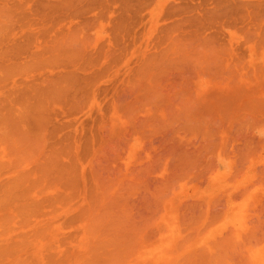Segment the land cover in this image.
Masks as SVG:
<instances>
[{"label":"rangeland","instance_id":"rangeland-1","mask_svg":"<svg viewBox=\"0 0 264 264\" xmlns=\"http://www.w3.org/2000/svg\"><path fill=\"white\" fill-rule=\"evenodd\" d=\"M7 2L6 3H9L8 4V7H12V9H10L9 8V10H8V15H10V19H9V21L11 22V25H10V23H9V25L11 26V27H13V25H12V22L14 21L16 24H15V28L14 29H16V30H14L13 28H11L10 29V26H9V30L7 29V27H6V33H7V30H8V32L9 31H11V32H13V33H11L13 36H17V39L14 37V39H15V41L12 39L13 38V36H11L10 37V35L9 36H6L5 38L7 39V37H8V41L6 40V42H8V44L10 45H12V46H9L8 44H6L7 46H5V44H0V49H1V51L3 50V51H6V50H9V49H11V48H15V51H14V49H12L13 50V52H12V50H10V51H8V52H4V53H2V54H0V56L1 55H3L4 57H2V59L3 58H6L5 56H7V57H9V58H6V60H10L11 58H12V60H13V58H15L14 56H16V58L11 62V60L9 61L8 60V62L9 63H7V61H5V60H3V67H5L6 66V64H8V65H12V63H15L14 65L15 66H19V65H21V64H23V62L25 63V65H21V66H19L18 68L17 67H15V66H13V69H12V67H10V66H8V67H10V70L12 69L13 70V72L12 73H10V72H8L9 74H7L9 77H10V80L12 81V82H10V81H5V83H7L8 82V84L10 85H8L9 87H6V84H4V88H6V89H8L7 91H8V93L10 92V91H13V93L12 92H10V93H12L13 95H15V94H17V91H18V94L16 95L17 97H20V98H18L17 99V102H21L20 100H23V97H25L26 95L27 96H30L28 93V89H30L29 88V86H30V84H32L33 82H35L36 80H38L37 81V83L39 82V83H42L41 85H44V84H46L47 85V83H49L52 79H56V81H58V80H61V79H63L65 76L67 77L68 75H66L67 73L69 74H72V75H74V76H76V77H72L73 78V80H75V79H78L79 81H77L78 82V84H80L79 86L80 87H82L83 85L82 84H88V86H86V90H87V92H88V89H87V87H90V89H91V93L90 92H88L89 94H90V96H89V98L90 99H88V102L87 101H85L87 98H85V97H83V99H85V100H83V105H82V101L81 100H79L80 99V97H79V94L80 95H83V96H85V95H87V92H85V94H84V91H85V88H84V90H83V88L82 89H79V90H82V92L80 91V93H79V91H78V88H79V86L77 85H74L75 83H73V82H75V81H71V83L74 85H72L71 87H72V89L71 88H67V87H70L69 85L71 84H69V85H67V87H66V85H65V83L67 82V81H63L64 82V85H65V87L67 88V90L69 89V90H71V91H69V92H71V95H70V93L69 92H65V91H67L66 90V88H64L63 87V85L60 83L59 85H61L60 87L63 89L64 88V90L65 91H63L64 93H66V94H68V95H70V96H68L69 98H72V96H73V99H72V102L73 103H75V105H81L80 106V108H79V110H78V108L76 109V107L77 106H74L75 107V110H73V106H71V109H70V107L68 106V105H65L66 104V101H65V103H64V101H63V99L61 100V101H63V102H60V100L59 101H57L58 99L57 98H62V96L64 95L63 93V95L61 96L60 94V96L59 97H57L58 95H56L55 97H56V102H60V104L61 103H63V105L61 104V106L59 107V105H58V103H57V105H56V103L55 102H53V101H51V100H49L50 102H52V103H49L50 104V106L48 107V112H46V113H50L49 111H51V114L49 115V117L50 118H53V119H51V121H49V120H47V122H51L50 124L51 125H47L48 127H46V125H45V127H46V129H47V132L46 133H44V135H45V137H43V139H46L47 141L46 142H44L43 140V145H42V147H40L41 149H43L44 148V146L45 145H47L46 143L47 142H49V141H51L52 143H50V144H52V145H50L51 146V148L52 147H54V148H56L55 146H65L64 144H66L65 142H64V138H65V140H67V138H71L73 141L72 142H70V144L71 143H76L77 144V146H76V144H72L71 146H73V145H75V146H73V147H71V148H73L72 149V151H77L78 153H79V151H80V149H82V150H85V153L86 152H88V153H86V154H88L89 155V151H86V148L85 147H87V146H83V144H86L85 142H84V140H86V142H87V144L88 145H90V147L88 146L87 148H90V149H92L93 151H95V152H97V149H100V148H102L104 145H103V139H104V137H106L107 135H108V131H109V128H110V131H112V129L113 130H115L116 128H117V126H113L114 128H112V122H110L109 120L110 119H112V121H113V125L115 124V125H118V127L119 128H117L116 129V131H115V133H114V131H112L113 133H111L112 135H117L118 137H121L122 138V135H123V137H125V142H127L126 141V137H127V135L128 136H130V138H131V140H132V138H133V142L130 140L129 142H127L128 144H129V147L128 148H125V144H124V147H123V143H125L124 141H122L123 139H121V138H118V139H120L121 141V143L122 144H119V140L117 139V138H114V141H112L111 140V136H110V134H109V136L111 137H106L105 139H104V141H106V140H108L109 139V141H106L107 143L109 142L110 143V140H111V142H113V143H111V144H114V142H115V139L116 140H118V141H116L115 142V145L117 146L118 144H119V147L120 148H116L114 145H113V147H115L116 149H114L110 144L108 145L106 142V144H105V146L106 147H110V149L108 148H106L105 146V152H104V149L102 148V150H103V153H106V154H108V156H116V154H119V156L121 155V156H123V157H121V158H118L119 156H116V159L115 160H121L122 162H124V164H123V169H122V171H123V173L126 175V177H127V175H129L130 174V176H131V174L132 173H130V172H128L127 170H125V169H128L129 171H132V169L134 168V170L136 169V172H138L137 171V169L138 168H141V169H143V167H146V165L148 164L149 165V163L148 162H146V161H149V160H153V159H155L156 160V156H157V154L159 155V154H161L160 156H165L164 155V153L166 154L167 153V151L168 150H170L169 148L171 147V149H172V146H170V144L168 145V147H167V145H166V143L168 142H166V139H168L169 141H170V139L169 138H173V134H174V132L175 131H177V127H178V129H180L179 127H181V128H183V130H185L186 131V133H185V131L183 132V133H185L186 135V137L185 136H183L184 134H181V132L179 133V134H181V135H179V134H177L176 132V135H175V137L174 138H176V136L177 135H179L180 136V138H179V136H177L178 137V140L181 142V140H183V138L184 139H186L187 141L186 142H188V148L185 146V148H187V149H191V151H195L194 153L193 152H189L188 153V151H187V153L186 154H191V156H192V158H190L191 160L192 159H194L195 158V162L196 161H199V159H200V161H205V162H203L204 163V166L206 165L205 163L207 162V161H209V156H214L212 159L214 160V162L215 163H210L209 164V166H207L206 165V168L207 167H209V168H207L206 169V171H209L208 173L205 171V173L208 175H206V174H204V170H205V168L204 169H202L201 168V166L203 165L200 161L199 162H196V164L197 165H199V166H196V164H194L195 165V167L197 168V169H193L194 168V165H193V160H192V163L190 162H188V163H186L185 165V170H187L188 172L190 171V170H193L194 172H197L198 173V169H200V171L202 170V172H203V174H201V176L199 175V173H198V175L195 177L194 175L195 174H197V173H193V175H191V174H189L190 176H188V172L187 171H185V173L187 172V176L184 178V180L186 181V178H187V180H188V177L189 178H192V181H190V180H188L187 182L188 183H186L185 185H186V189H185V187H183L182 188V194H178V193H180V191L177 193L178 195V198L176 199V198H174L173 199V201H175V200H177V202L175 201V202H173V203H178V205L179 206H183L182 207V209L183 208H185L186 209V207H187V204H189L190 205V202H191V204L193 203V202H195L196 200H199L200 199V203H203L204 202V200H206L207 198H205L204 200H203V202H201L202 200V193H204L205 195H207V196H211V198H212V200H214L213 201V203H212V200H210V198L208 199V202H209V200H210V202L212 203L211 204V206L210 205H208V204H206V201L204 202L206 205H208L209 207H210V210L212 211L213 210V212L215 211H217L218 209H220V207H221V209H222V207L224 206V204L226 205V202H227V198H229V196H231V191H232V193H234L236 190V192H237V194H239L240 193V191L242 190L241 188H240V186L242 187H244L245 185H246V183H247V186H251V184H252V182L251 183H249L248 184V182H249V180H250V177H251V179H253L254 178V182H257V185H259V184H261L262 183V185H261V189H262V187L264 188V182H261V180H262V177H263V173H264V159H263V156H264V152H262V151H264V115H262L263 114V112H264V109H263V107H264V60H263V58H264V49H261L260 47H259V52L260 53H258V51H256V49H258V46L260 45V44H258L259 43V41L257 42V46L255 45V46H253L254 44L252 43V42H255L256 40H259V37H262V30H263V32H264V0H77L76 2L77 3H74L75 2V0L73 1H71L72 3H70L69 4V6H68V4H66V5H64V3L65 2H67V0L63 3V1L60 3V0H6ZM79 1L81 2V3H79ZM2 2H4V0H0V3H2ZM48 2H50V3H48ZM83 2H85V3H83ZM11 3H14V4H16L17 5V3H18V5L20 4V6H15L14 4H13V6H12V4ZM79 3V4H78ZM11 4V5H10ZM74 4H76V5H79V7H77L76 5H74ZM82 4H84V5H82ZM82 6V8H81V6ZM228 5H230L231 7H232V5L234 6V7H236V9H234V7L233 8H231L230 6H228ZM13 7H14V10H13ZM21 7V8H20ZM77 7V8H76ZM225 8V9H224ZM229 8H231V9H229ZM223 9H224V12H225V14L223 13ZM234 9V10H233ZM14 12H13V11ZM17 12V13H16ZM21 14V15H20ZM227 14V15H226ZM20 15V16H19ZM22 17V18H21ZM26 17L28 18V19H26ZM7 18H8V16H7ZM8 21V20H7ZM14 22H13V24H14ZM34 22V23H33ZM37 23V25H36V23ZM43 22V23H42ZM44 22H45V25H44ZM46 23L48 24V28H46ZM7 24H8V22H7ZM31 24H33V25H31ZM35 24V25H34ZM40 24H41V26L42 25H44V27H43V29H42V27H39L40 26ZM51 25V28H50V25ZM93 24H95V26L93 27ZM20 26V27H19ZM22 26V27H21ZM36 26H38V27H36ZM84 26H86V27H84ZM33 27L35 28V29H38L37 30V32H36V30L34 31L33 30ZM53 27V28H52ZM78 27H81V28H78ZM18 28H20V29H18ZM40 28H41V30H40ZM45 28V29H44ZM68 28L70 29L69 31H68V33L66 32V30H68ZM73 28H74V31H76V34L74 33V31H73ZM84 28H86V29H84ZM23 29V30H22ZM51 29H53V31L51 30ZM55 29L56 30H59V34H61L62 35V32L60 33V30H63V36H64V30H65V32L67 33V34H70V31H71V33H73V34H75L76 36H78L77 34H80L83 30H87L88 32H90V34L87 32V34L83 31L82 33H81V36H82V38L81 37H78V38H80V39H78L77 41L78 42H80L79 44H77V46H74V44H73V49H75V47H77V49H80V50H77V49H75L76 51L75 52H73L74 50H72L71 48V46H70V50L69 51H71L70 52V54H68L69 53V51L67 52V51H61L59 48V51H61V53L58 51V53H55L54 54V56L57 54L58 56H59V54H62V52H67V55H69L68 57H67V55L66 56H64V57H62L61 55L59 56V59L60 60H58V61H54L53 62V60L52 61H48L49 63H50V67H48L49 65V63L48 62H46V63H48V64H45L44 63V65H43V63L41 62V61H43L44 62V58L43 59H41L43 56H42V53H49V52H52V53H49V54H44V55H46V56H48V58L50 57L51 59L53 58V56L51 57V55L50 54H53V48L51 49L50 48V44H52V43H58L59 41H61V37H60V39H59V37L58 36H60V35H58L57 34V32L58 31H55ZM75 29H77L78 30V32H77V30H75ZM97 29V30H96ZM18 30L21 32V33H23V34H21L20 32H18ZM44 32H43V31ZM48 30H50V31H48ZM41 31V32H40ZM80 31V32H79ZM92 31V32H91ZM43 32V33H42ZM48 33V36L46 35L47 33ZM55 32H56V34H55ZM94 32V34H91V33H93ZM16 33V34H15ZM26 33H27V36H26ZM36 33V34H35ZM37 33H39V34H37ZM57 35V37H58V39H57V37L56 38H54L55 37V35ZM9 33H7V35H8ZM19 34H21L20 35V37H19ZM25 34V35H24ZM89 34V35H88ZM258 34H260V35H258ZM29 35V36H28ZM36 35H37V37H36ZM51 35H54V36H52L51 37ZM71 35V34H70ZM75 35H73L74 37H75V41H76V39H77V37L75 36ZM88 35V36H87ZM91 35H92V37H93V39L91 38ZM94 35V36H93ZM169 35V36H168ZM170 35H175V41H176V39H177V41H178V39H180V40H182V41H184V39H186L187 37H189V36H193V37H197L196 39L197 40H205V41H207L208 43L210 42V44H205V45H207V46H205V45H203L204 46V48L206 47V49L208 50H206V49H203L202 50V47L203 46H201V48L199 47V49L200 50H198V49H196L195 50V48H194V46L192 47H190V51L187 49V48H189L188 46L187 47H184V49L186 48V52L185 51H183V49L181 50L183 53L185 52V54H187L188 52L190 53L191 51H192V49H194V52L195 51H199V54H198V52H196L197 53V55H196V53H194L193 51H192V53L193 54H191V56H193V57H191V56H188V55H190V54H188V55H183L182 53H181V55H180V51H177V50H179V48L180 47H183L182 46V44H180V47H179V45H178V47H174V48H177V50L176 51H172V50H174V48H172L173 47V45H172V47L170 46V44H172V42L170 41L171 39L172 40H174L172 37H174V36H170ZM3 36V35H2ZM33 36H34V41H33ZM66 36V35H65ZM64 36V37H65ZM68 36V35H67ZM89 36H90V38H89ZM264 36V35H263ZM26 37H28V38H26ZM48 39V40H46V38ZM49 37H51L53 40H55V41H53V42H51V43H49L50 41H51V39L49 38ZM70 37V36H69ZM83 37L85 38V37H88V38H85V40L83 41V40H81V39H83ZM5 38H1L0 37V40L2 39V41L5 39ZM19 38H20V40H19ZM25 40H24V39ZM43 38V43L41 44L40 42H42V39ZM73 38V37H72ZM169 38H171V39H169ZM184 38V39H183ZM262 38H264V37H262ZM12 39V40H11ZM28 41H27V40ZM50 39V40H49ZM56 39H57V41H56ZM92 39V40H91ZM169 41H168V40ZM261 39V38H260ZM12 42H11V41ZM19 40V41H18ZM64 40H65V38H64ZM67 40H68V37H67V39H66V41L65 42H67ZM81 40V41H80ZM5 41V40H4ZM3 41V42H4ZM13 41H14V43H13ZM33 41V42H32ZM46 41H48V42H46ZM62 41H63V38H62ZM1 42V41H0ZM3 42H1V43H3ZM6 42H4V43H6ZM10 42V43H9ZM18 43V46H17V43ZM21 42V43H20ZM25 42V43H24ZM77 42V43H78ZM82 42H84L83 44H82ZM171 42V43H170ZM19 43H20V45H19ZM31 43H32V45L33 46H31ZM39 43V44H38ZM48 43H49V45H48ZM63 43V42H62ZM72 43V42H71ZM73 43H74V40H73ZM170 43V44H169ZM15 46H14V45ZM26 45V46H22V45ZM66 44V43H65ZM70 44V43H69ZM80 44H82V47L83 46H86V47H84V48H82L81 46H80ZM167 44L169 45V46H167ZM222 44H223V46H222ZM36 45V46H35ZM75 45H76V43H75ZM78 45H79V47H78ZM209 45H210V47H209ZM3 46H5V48H3ZM10 48H9V47ZM21 46H22V49H23V51H21ZM52 46V45H51ZM53 46H54V44H53ZM186 46V45H185ZM212 46V47H211ZM221 46V47H220ZM7 47V48H6ZM27 47V49H26V51H25V48ZM55 47H56V45H55ZM224 47V48H223ZM253 47L255 48L254 50L256 51H254L253 50ZM257 47V48H256ZM19 48V49H18ZM29 48H30V50L33 48V50H32V52L31 51H29ZM67 48H69V47H67ZM82 48V49H81ZM170 48V49H169ZM171 48H172V50H171ZM210 48V49H209ZM250 48V49H249ZM6 49V50H5ZM44 49H46V50H44ZM51 49V50H50ZM84 49H86V50H84ZM213 49V50H212ZM220 49V50H219ZM17 50H19V51H17ZM50 50V51H49ZM81 50H84V51H86V55H88V56H86L84 53H82V54H84V55H81V56H86V57H80V52H84V51H81ZM169 50L171 51V52H169ZM188 50V51H187ZM205 50V51H204ZM215 50V52H213L212 53V51H214ZM222 50L224 51L225 50V53L223 54V52H222ZM253 50V51H252ZM1 51H0V53H1ZM2 51V52H3ZM27 51H28V54H27ZM34 51V52H33ZM79 51V52H78ZM216 51H218V53L217 54H219L220 52H222V55L223 56H225V57H221L222 58V60L223 59H225V60H223L222 61V64L220 65V64H218L217 65V63L216 62H218V63H220L221 62V60H220V62H219V59H220V57L219 56H221V54H219L218 56L216 55ZM11 52V53H10ZM21 53L19 56H17L16 54H18V53ZM25 52V53H24ZM31 52V53H30ZM57 52V51H56ZM76 52H78L77 53V55L75 54V56L76 57H78L77 59H75L76 57L75 56H72V55H74V53H76ZM173 52H175V53H173ZM202 53V55H203V58H202V55H200L201 53ZM204 52H206V53H208V54H204ZM210 52V53H209ZM251 52H252V54L254 55V54H256V56L254 55H252L251 54ZM10 53V54H9ZM24 55H23V54ZM39 54V55H37V54ZM71 53H73L72 55H71ZM109 53V54H108ZM170 53V54H169ZM178 53V54H177ZM262 53V54H261ZM12 54H13V56H12ZM25 54H26V56H30V54H31V58H30V60H34V58L35 57H40V54H41V58L39 59L40 60V62L41 63H39L38 64V62H36V63H33V65H30V67H29V65H28V62L26 61V60H28V61H30L29 59H27L28 57H24L25 56ZM34 54H36V56H34ZM108 56H107V55ZM156 54V55H155ZM178 55L177 57L175 56V55ZM196 56H195V55ZM210 54H213L212 56H214V55H216V57H218V61H216L215 62V57H211V55ZM261 54V55H260ZM50 55V56H49ZM56 55V56H57ZM71 55V56H70ZM79 55V56H78ZM104 55H106V56H104ZM173 55H174V57H173ZM209 56L208 58L209 59H205L206 57L205 56ZM10 56H11V58H10ZM32 56H34L33 57V59H32ZM56 56L54 57V59H56ZM181 56V57H180ZM184 58H183V57ZM195 56V57H194ZM199 56H201L200 58H198ZM21 57H24V59L22 58V59H20ZM70 57H72V58H70ZM73 57H75L74 59H73ZM79 57H80V59H81V62H79L80 61V59H79ZM180 57V58H179ZM187 57V58H186ZM188 57L190 58V59H188ZM227 57L229 58L228 60H227ZM245 57H246V59H245ZM17 58H19V59H17ZM68 58H70L69 60L71 61H67L68 60ZM83 58V59H82ZM89 58V59H88ZM154 59V58H162V60H163V62L161 63V65H162V67L161 66H159V74L156 76V77H158V79H156V77L154 76V73H155V75H156V70H152L153 68L154 69H157V68H155V67H153L154 66V64H152L151 62H154V61H151L150 62V60L149 59ZM186 58V59H185ZM191 58H193V59H191ZM198 58V59H197ZM211 58H213L212 60H211ZM235 58V59H234ZM236 58H241V59H243L242 61H241V59H238V60H240L241 62H240V64H237V63H239V62H235L234 60H236L237 61V59ZM1 59V58H0ZM2 59L0 60V61H2ZM16 59H17V61H20L21 63H17V61H16ZM47 59V57L45 58V60ZM50 59V60H51ZM58 59V58H57ZM62 59H64L65 61H66V63L64 62V60L63 61H61ZM67 59V60H66ZM88 59V60H87ZM181 60V59H183V61L185 62V63H183V61L181 60L179 63H178V61L177 60ZM190 61H188V60ZM202 60V59H205V60H208V61H205V60H203L202 62L201 61H199V60ZM232 59H234V60H232ZM23 62H22V61ZM48 60V59H47ZM46 60V61H47ZM72 60H75V61H72ZM84 60V61H83ZM88 61V63H87V61ZM187 62H186V61ZM191 60H193V61H191ZM210 60V61H209ZM214 60V61H213ZM216 60H217V58H216ZM231 60H232V63H230L231 62ZM6 62V64H5V62ZM36 61H38V60H36ZM79 62V64H77L78 62ZM198 62L197 64H195V62ZM226 61H227V64H226ZM228 61H230V62H228ZM234 61V62H233ZM10 62H11V64H10ZM33 62H35V61H33ZM59 62L61 63V62H63V64L61 65V66H57V68H55L56 67V65H58L59 64ZM68 62V63H67ZM147 64H146V63ZM149 62H150V64H152L153 66V68L151 67L150 68V70L148 71L149 73H150V75L148 76V72H147V67L145 66V65H148L149 64ZM211 63V65H210V63ZM213 62V63H212ZM1 63V62H0ZM32 63V62H31ZM31 63H29V64H31ZM55 63V64H54ZM58 63V64H57ZM65 63V64H64ZM86 63V64H85ZM193 63V64H192ZM205 65H204V64ZM229 63V64H228ZM233 63H236L237 64V66L236 65H234ZM2 64H0V67L2 68ZM5 64V65H4ZM16 64H18V65H16ZM34 64H35V66H37V64H38V67L36 68L35 66H34ZM41 64V65H40ZM55 65L54 66V68H52L53 66L52 65ZM70 66H69V65ZM75 64V65H74ZM184 64H185V66H184ZM188 64V65H187ZM199 64V65H198ZM202 64H203V66H202ZM28 66V67H26L27 69H25V66ZM45 65H47V66H45ZM65 65V66H64ZM67 65V66H66ZM71 65H73V66H71ZM78 65V66H77ZM83 65V66H82ZM90 67V68H88V69H86L85 67H88V66ZM160 65V64H159ZM164 65V66H163ZM183 65V66H182ZM192 65H196V67L195 66H192ZM201 65V66H200ZM215 65H216V67H215ZM222 65H223V67H222ZM6 66V67H7ZM32 66V67H31ZM40 66V67H39ZM65 67V68H63V67ZM80 66V67H79ZM85 66V67H84ZM148 66H150V65H148ZM189 66H191V68L189 67ZM201 68H200V67ZM211 66H213V67H211ZM239 66V67H238ZM15 67V68H14ZM35 67V68H34ZM42 67H44L43 69H42ZM66 67H70V71L69 70H67L66 69ZM75 67H77V68H75ZM85 68V69H81V68ZM142 67H143V70H144V67H145V70H146V73H145V70H144V72H141V71H143L142 70ZM164 67V73H162V72H160V71H163V70H161V68H163ZM204 67V68H203ZM237 67L240 69H238L237 70ZM262 67V68H261ZM0 68V69H1ZM17 68V71L15 70ZM22 68H24L25 70H21ZM30 68V69H29ZM32 68H33V70H32ZM48 68V69H47ZM73 68L75 69V70H73ZM195 68V69H194ZM203 68V69H202ZM224 68V69H223ZM52 69V70H51ZM60 69V70H59ZM69 69V68H68ZM71 69L73 70V71H71ZM149 69V68H148ZM198 69V70H197ZM209 69V70H208ZM11 70V71H12ZM15 70V71H14ZM26 70H29L28 72L26 71ZM58 70V71H57ZM64 70H66V71H64ZM82 70V71H81ZM91 70V71H90ZM93 70V71H92ZM201 70V71H200ZM204 70L206 71V72H204ZM263 70V71H262ZM23 71H26L27 73H23L22 74V72ZM60 71V72H59ZM75 71H77V72H75ZM81 71V72H80ZM138 71V72H137ZM154 71H156V72H154ZM197 71H199V72H197ZM210 71V73H208ZM223 71V72H222ZM19 72H21V75H20V73ZM42 72V73H41ZM57 72H59V73H57ZM65 72V73H64ZM67 72V73H66ZM75 72V73H74ZM79 72V73H78ZM90 74V72H92V75L90 74H88V73ZM213 72V73H212ZM217 72V73H216ZM236 72H237V74H236ZM250 72V73H249ZM16 73V74H15ZM19 74V77L21 76H23L22 78H18V74ZM74 73V74H73ZM161 73V74H160ZM25 74L26 75H28V76H25ZM42 74V75H41ZM45 74V75H44ZM58 74V75H57ZM82 74V77L80 76ZM135 74V75H134ZM141 74H143V76L144 77H146V78H144L142 75V77L141 78H139L140 77V75ZM152 74H153V76L154 77H152ZM200 74V75H199ZM240 74V75H239ZM16 75V76H15ZM44 75V76H43ZM72 75H70V76H72ZM78 75V76H77ZM86 75H88V76H86ZM213 75V76H212ZM246 75V76H245ZM249 75V76H248ZM11 76H12V78H11ZM36 76V77H35ZM49 77L51 80H49L48 82L47 81H45V82H47V83H44L43 84V82H41V81H43L44 79L42 78V77ZM69 76V77H70ZM84 76V77H83ZM94 76V77H93ZM130 76V77H129ZM134 76V77H133ZM153 78H151V77ZM221 76V77H220ZM244 76V77H243ZM9 77L7 78L8 80H9ZM33 77H35V78H33ZM60 77V79H58ZM88 77V79L86 80V78ZM161 77V78H160ZM42 78V79H41ZM75 78V79H74ZM80 78H85V82L81 79L80 80ZM135 79V81H132V79ZM136 78H138V80L137 81H140L139 83H137L136 82ZM150 78V79H149ZM155 78V79H154ZM41 79V80H40ZM92 79H95V80H92ZM133 79V80H134ZM141 79H142V82H141ZM15 80V81H14ZM48 80V79H47ZM54 80H52V81H54ZM146 80V81H145ZM156 80H159V81H157L156 82ZM14 81V82H13ZM87 81H88V83H87ZM92 81V82H91ZM96 83H95V82ZM154 81V82H153ZM176 81H179V82H176ZM183 81V82H182ZM10 82V83H9ZM16 82V83H15ZM62 82V83H63ZM76 82V83H77ZM90 82L91 83H93L94 82V84L91 86V84H90ZM130 82H132L133 84H134V82L136 83V84H140L139 86H138V88L135 86V89H131V86L129 87L128 86V84H132V83H130ZM156 82V83H155ZM38 83V84H39ZM146 83H149V84H146ZM152 83V84H151ZM172 83V84H171ZM177 83V85L178 86H176L175 84ZM178 83H180V85L178 84ZM11 84L14 86L15 84L16 85H18V88H17V86H15L14 88H12V90H11ZM132 84V85H133ZM28 85V86H27ZM35 86H36V82H35V84H34ZM41 85H39V87L41 86ZM90 85V86H89ZM151 85H155L154 86V89L152 88L153 86H150ZM173 85H175V86H173ZM182 85V86H181ZM12 86V87H13ZM32 86H33V84H32ZM32 86H30V87H32ZM34 86V87H35ZM77 87V93H78V98H77V96H76V87ZM128 86V87H127ZM180 86V87H179ZM3 87V86H2ZM1 87V88H2ZM33 87V88H34ZM38 87V88H39ZM45 87V86H44ZM47 87H48V85H47ZM74 87V88H73ZM94 87V88H93ZM123 87V88H122ZM133 87H134V85H133ZM157 87V88H156ZM158 87L161 89V90H159L158 89ZM43 88V86L42 87H40V89H42ZM61 88H60V91H62L61 90ZM141 89V91H140V89ZM178 88H180V90L178 89ZM182 88V89H181ZM6 89L3 91V88L2 89H0V91L2 90L3 92H4V94L7 92L6 91ZM14 89V90H13ZM15 89H16V93H14L15 92ZM47 89V88H46ZM143 89H144V92L145 91H147V92H143ZM155 92V90L157 91V92H163L162 94V96L160 95V93H154V92H152V90ZM158 89V90H157ZM165 89V90H164ZM171 89H172V92H174V90L176 91H178V93L176 94L175 92H174V94L171 92ZM26 90V91H25ZM44 90H45V88H44ZM168 90H169V92H168ZM183 90V91H182ZM259 90V91H258ZM263 90V91H262ZM75 93H74V92ZM130 91V92H129ZM2 92V93H3ZM28 92V93H27ZM93 92V93H92ZM138 94H137V93ZM229 92V93H228ZM236 92H238V93H236ZM1 92H0V94H2ZM8 93H6L5 94V96L7 97V98H5V99H8V100H5L4 101V103L7 101H9L10 102V100H9V98L11 99V103H13L14 102V105H17V104H19V103H17V102H15L16 101V99H14V97L15 96H13L12 94V97L13 98H11V97H9V94ZM27 93V94H26ZM82 93V94H81ZM141 93H142V95H141ZM154 93V95H152ZM167 93H169V94H167ZM172 93V94H171ZM182 93V94H181ZM4 94H2V96L4 95ZM8 94V95H7ZM19 94L21 95V96H19ZM155 94H157L158 95V98H159V95H160V97H162L163 98V101L164 102H160L159 101V103H161L162 104V106H163V104L166 102V101H169V98H173L172 100L174 101V102H176L177 100V102L180 104V101H182V104H183V102L184 101H189V103H188V105L189 106H187L188 107V110H189V108H190V111L192 110L193 112H194V114H193V112L191 111V113H190V111H188V110H185V111H187V112H185V113H188L189 112V115H196L197 114V116H198V113H200L199 114V117L201 116L202 117V115H207L208 117H207V120H210V122H211V124H208V123H210V122H208V121H203V122H205L204 124H203V122H202V120L201 121H198V124L200 123V125L201 124H203L202 125V128L203 129H205V130H207L209 127L211 128V126L213 127L214 126V124H215V127L218 125V124H220L219 126L220 127H218V129H220L219 130V132H217V134H218V136L220 137V140H219V137L218 136H216V137H218L217 138V141H216V137L214 138V134H213V138H212V140H210L209 138H206L207 140H206V142H207V144H208V142H209V140L211 141V142H213L214 143V146H215V153H213V152H210L209 153V151H208V153H207V150L209 149L210 150V145H207L206 146V148H208L207 150H205L204 151V149H206V148H204L205 147V145H204V147H203V145H202V149H203V151L204 152H202V149L201 150H199V152H198V149H200V145H201V143H204V142H202L201 140H203V141H205L204 139V135H206V134H202V136L199 134V135H197V134H195L196 133V131H193L192 130V128H188V127H190V126H195V124L193 125V123L191 122V123H189L190 122V116H189V119L187 118V120H189V122H188V124L187 125H189L188 127L186 126V122H185V125H184V123L182 124V122H184V119H183V121H180V120H178L179 121V123L178 122H176L175 123V121L172 119V121L171 120H168V121H170V122H167V120L166 119H164V117H163V115L165 114V111H167V110H170V111H167V117H168V119H171V115H169V113L171 112L172 114L174 113V112H172L173 110H174V108H179V112H177L176 111V114L177 113H179L180 114V111H181V113L183 112L181 109L182 108H180L179 106L181 105H179L178 103H174L175 104V107H174V105L172 104H169L171 101H169V102H167L168 103V105L165 103V105H167V107L165 106H163V109H162V106H161V108H159L160 107V105H158V103L157 104H155L154 106H155V111L157 110V107H158V110H157V112L155 113V111H153V110H151V113H150V109L151 108H153L150 104L151 103H149L148 105L149 106H151V108L148 106V105H146V104H144V103H141L142 102V99H143V97L144 98H146V99H150L151 97V100L152 99H154V100H152L153 102H155L156 100V98H154V96H156L157 97V95H155ZM167 94V95H166ZM180 94H181V96H180ZM238 94H239V96H238ZM257 94V95H256ZM261 94V95H260ZM10 95V96H11ZM145 95V96H144ZM148 95L150 96V97H148ZM171 95V96H170ZM173 95V96H172ZM175 95H177L176 97H174ZM178 95H179V98H178ZM237 95V96H236ZM250 95V96H249ZM2 96H0V97H2ZM66 96V97H67ZM88 96V95H87ZM86 96V97H87ZM122 96V97H121ZM133 96V97H132ZM143 96V97H142ZM164 96V97H163ZM170 96V97H169ZM228 96V97H227ZM253 96H254V98H253ZM9 97V98H8ZM74 97H75V99L77 98V102H79L78 104L76 103V102H74ZM182 97V98H181ZM230 97V98H229ZM232 97V98H231ZM3 98V97H2ZM2 98L0 99V101L2 100ZM60 98V99H61ZM174 98H176V99H174ZM224 98H225V101H224ZM13 99V100H12ZM20 99V100H19ZM65 99H67V98H65V95H64V100ZM81 99H82V97H81ZM122 101V103L120 104L119 103V101L120 100ZM165 99V100H164ZM181 99H186V100H181ZM191 99V100H190ZM227 99H229L228 101H230V99H231V102H234V104L236 105V103L238 102H241V104L242 103H246L245 105H244V107L241 105V104H238V105H240V106H235L234 105V107H239V108H241V110L244 108V110H242L240 113H241V115H240V113L238 114V110L240 111V109H236L235 108V111L237 112L236 113V115L232 112V114H234V116H235V118L233 119L232 117H234L233 115H230V116H228V117H226L227 115H229L228 113H230L231 114V112H228L227 113V111H226V113L224 114V110H226L227 108L229 109V107H227L226 105V101H227ZM238 99V100H237ZM243 99V100H242ZM251 99V100H250ZM52 100H55V98L53 99V97H52ZM68 100V99H67ZM70 101H71V99H69ZM92 100V101H91ZM135 101L136 100V103H138L139 105H138V107H140V108H142V110H143V106H144V108L146 109H144V111L146 112V113H144L141 109H139L138 107V112L140 111H142V113H135L136 112V109H135V106H137V104H135L134 102H133V108L135 109V112H133L134 114H137V115H139L140 117L139 118H137V120H136V115H134V114H132V111H134L133 110V108H132V111H130V109H131V107L129 106V101H130V104H131V101ZM150 100V101H151ZM157 100H161V99H157ZM171 100V99H170ZM176 100V101H175ZM234 100V101H233ZM258 100V101H257ZM47 101V105H48V100H46ZM45 101V102H46ZM84 101H85V103H84ZM120 101V102H121ZM128 101V102H127ZM145 101V100H144ZM151 101V102H152ZM2 102V101H1ZM6 102V103H7ZM124 102H125V104L126 103H128L127 105L130 107V109H129V111L130 112H128V109H126L127 108V105L125 106L124 105ZM148 102V101H147ZM157 102V101H156ZM226 102V103H225ZM17 103V104H16ZM111 103H112V105H111ZM113 103H114V105H115V107L113 108L112 106H113ZM146 103V102H145ZM187 103V102H186ZM46 104V103H45ZM44 104V105H45ZM53 104V105H52ZM67 104H69L70 105V102L68 101L67 102ZM72 104V103H71ZM120 104V105H119ZM123 104V105H122ZM140 104H143V105H141L140 106ZM178 104V105H177ZM55 105V106H54ZM65 105V106H64ZM74 105V104H73ZM107 105L109 106H111L110 108H109V111H108V108H107ZM135 105V106H134ZM187 105V104H186ZM185 105V106H186ZM228 105H230L229 103H228ZM233 105V104H232ZM231 105V106H232ZM254 105V106H253ZM66 106H68V109L70 110V111H68V109H67V107ZM78 106V107H79ZM123 106H125V108H124V110L126 109L127 110V112L126 111H124V110H122L123 108ZM173 106L174 108H171V107ZM178 106V107H177ZM226 106V107H225ZM246 106V107H245ZM249 106V107H248ZM52 107H54L53 109H52ZM56 107V108H55ZM63 107H66V110L63 108ZM119 107V108H118ZM128 107V108H129ZM182 107V106H181ZM186 107V108H187ZM222 107H224V108H222ZM44 108H45V106H44ZM50 108V109H49ZM81 108H82V110H81ZM115 108H117L116 110H115ZM169 108V109H168ZM192 108V109H191ZM248 108V109H247ZM250 108H251V110H250ZM255 108H257V109H255ZM262 108V109H261ZM45 109H47V108H45ZM106 109H107V113H106V115H105V113H104V111L106 112ZM112 109H113V112L114 113H112ZM164 109H166V110H164ZM177 109H175V110H177ZM185 108H184V104H183V110H184ZM233 108L231 107L230 108V111L232 110ZM253 109V110H252ZM72 110V111H71ZM78 110V111H77ZM122 110V111H121ZM163 110V111H162ZM174 110V111H175ZM222 110L224 111V112H222ZM234 110V109H233ZM248 110H249V112H248ZM76 111V112H75ZM117 111V112H116ZM119 111V112H118ZM121 111V112H120ZM125 112V113H123V114H121L122 112ZM229 111V110H228ZM251 111V112H250ZM44 112H45V110H44ZM164 114H163V113ZM169 112V113H168ZM196 112H198V113H196ZM213 112H216V114H214ZM110 113H112L111 115H110ZM121 115H120V114ZM130 113L131 114V116H127L128 114ZM148 113V114H147ZM152 113H153V116H152ZM161 114L162 113V116H160V115H158V114ZM170 113V114H171ZM184 112L182 113V115L181 116H183V114L184 115H186ZM254 113V114H253ZM125 114V115H124ZM129 114V115H130ZM147 114V115H146ZM150 114H151V116L152 117H155V115H156V117L157 116H159V117H162V118H159V120L161 119L162 120V122L161 121H159L158 120V123L157 124H159V123H162L161 125H163V126H165L164 128H163V126L161 127V128H158L157 126H153L152 124V126L150 125H148V123L149 122H151L152 123V121H153V118L150 116ZM175 114V113H174ZM178 114V115H179ZM212 114L215 116V117H212ZM47 115V116H48ZM105 116V120H104V116ZM124 115V116H123ZM149 115V116H148ZM191 115V117H193ZM217 115V116H216ZM219 115H221V116H223V115H226L225 116V118H224V116H223V118H224V120H226V124L224 123V124H222V120H223V118L222 119H220L218 116ZM52 116V117H51ZM109 116V117H108ZM110 116H112V117H114L115 118V116H117L118 118H115L116 120H114L112 117H110ZM121 116V117H120ZM126 116V117H125ZM133 116H136V117H133ZM143 116L145 117V116H147L149 119H146L145 118V120H146V124H143V122L145 121V120H141V119H143ZM170 116V117H169ZM173 116V115H172ZM203 116V117H204ZM220 116V117H221ZM254 116H256V117H254ZM48 117V118H49ZM106 117H108V120H107V118ZM122 119V120H120V118ZM127 117H129V119H132L133 118V120H135V122L137 123V125H138V123H139V125H140V127H139V125H138V129L139 130H137L138 131V134L140 135H138L137 134V131H136V126H134V125H131V123L129 122V119L127 118ZM132 117V118H131ZM174 117V116H173ZM178 117V116H177ZM201 117L198 119V120H200L201 119ZM259 117V118H258ZM101 118H103V120L101 119ZM125 118V119H124ZM182 117H180L179 119H181ZM183 118H185V117H183ZM195 118H196V116H195ZM214 118V119H213ZM215 118H217L216 120H215ZM239 118H240V120H241V122H243V123H239L240 121H239ZM254 118V119H253ZM120 121H119V120ZM157 119V118H156ZM156 119H154V121L156 120ZM178 119V118H177ZM197 119V118H196ZM204 119H205V117H204ZM203 119V120H204ZM227 119H229V120H227ZM231 119V120H230ZM46 120L44 121V122H46ZM101 120L103 121L102 123H103V125H106L105 127L108 129V131L106 132L107 134H105V131H106V129L104 130L103 128H105V127H102L103 125H101L102 123H101ZM125 120H127L129 123H127V121H125ZM133 120H131L134 124H136ZM149 120V121H148ZM182 120V119H181ZM215 120V121H214ZM219 120H221V121H219ZM233 120V121H232ZM238 120V121H237ZM255 120H256V123H255ZM98 121V122H97ZM100 121V122H99ZM105 121L107 122V121H109L110 123L109 124H107V123H105ZM118 121H119V123H118ZM139 121V122H138ZM157 121V120H156ZM156 121L155 122H153V123H156ZM191 121H194V117H193V120H191ZM235 122V123H237V124H234V127H232L233 125H232V122ZM46 122V123H47ZM172 122H173V125H174V123H175V125L173 126L174 127V129H173V127L170 129V127H168L170 124L169 123H171V125H172ZM218 122V123H217ZM227 122H228V124H227ZM244 122L246 123L245 125H244ZM31 124H33L32 122H30ZM52 123H53V125H52ZM95 123V124H94ZM98 123V124H97ZM121 123V124H120ZM165 125H164V124ZM178 123V125L179 126H177L176 124ZM196 123V122H195ZM206 123L209 125V127H208V125L206 126ZM256 124L255 126L256 127H253L254 125L253 124ZM257 123H258V125H257ZM99 124H100V126H99ZM119 124H120V126H119ZM190 124H192V125H190ZM197 124V123H196ZM213 124V125H212ZM239 124V125H238ZM44 125V124H43ZM54 125H56L57 126V128L54 126ZM109 125H111L110 127H109ZM122 125H124L123 127H125V128H123L122 127ZM143 125H145V126H143ZM181 125V126H180ZM183 125H184V127H183ZM204 125L206 126V127H204ZM211 125V126H210ZM221 125H222V127H221ZM223 125H224V127H223ZM236 125V126H235ZM251 125H253V126H251ZM53 128H52V127ZM108 126V127H107ZM132 126L134 127V128H132ZM146 126H148V128L149 127H151L152 129H150V130H152L151 132H148V134H145L144 136H148L147 137V139H146V141H145V139H144V141H143V139H142V137H141V133H143L142 131L144 130V127H145V129L147 128ZM197 126V125H196ZM195 126V127H196ZM199 126V125H198ZM197 126V127H198ZM227 126H229L228 128H227ZM232 128H231V127ZM244 126V127H243ZM246 126V127H245ZM248 126H250V128L248 127ZM50 127V128H49ZM55 127V128H54ZM95 127V128H94ZM100 127V128H99ZM121 127H122V129H121ZM127 127H128V129H127ZM157 128V129H159V130H165V128H166V131H165V133L167 132V134H168V138L167 137H164V136H166L167 134H165L162 130H161V132L158 130H154L153 131V128ZM159 127H160V124H159ZM195 127H193V128H195ZM227 129H226V128ZM238 127V128H237ZM252 127H253V130H252ZM262 129H261V128ZM61 128V129H60ZM99 128V129H98ZM147 128V129H148ZM154 128V129H155ZM201 127H199L197 130H199V129H202ZM209 128V129H210ZM214 128V127H213ZM213 128H211V129H213ZM222 128V129H221ZM242 128V129H241ZM243 128H244V130H246V131H244L243 130ZM255 128V129H254ZM46 129H45V131H46ZM53 129V132L51 131ZM55 129H57V131L55 132ZM102 131H101V130ZM120 129V131L119 132H117L118 130ZM126 129V130H125ZM140 129H142V131L140 132ZM147 129H146V131H147ZM196 129V128H195ZM210 129V130H211ZM224 129H225V131L227 130V132H226V134H225V131H224ZM228 129H231V130H228ZM232 129H237V131H236V133L232 130ZM51 131V134H48L49 133V131ZM58 130H59V132H58ZM103 130H104V136L102 135V133H103ZM124 130H125V132L126 133H123L124 132ZM149 130V131H150ZM171 130V131H170ZM182 130V129H181ZM215 130H217V128L215 129ZM222 130V131H221ZM64 131H66V132H64ZM127 131H128V133H130V134H128L127 133ZM200 131H202V130H200ZM204 131V130H203ZM208 131V130H207ZM213 131V130H212ZM221 131V132H220ZM242 133H241V132ZM65 133L66 134V136H63V137H61V134L62 133ZM133 132V133H132ZM170 132V133H169ZM199 132V131H198ZM209 132V131H208ZM208 132H205V133H208ZM223 132V133H222ZM233 133V134H231L232 136L230 137V133ZM243 132H245V133H243ZM52 133L54 134V135H52ZM63 133V134H64ZM119 133H121V134H119ZM201 133V132H200ZM213 133V132H212ZM47 134V135H46ZM60 134V135H59ZM95 134V135H94ZM119 134V135H118ZM134 134V135H133ZM144 134V133H143ZM165 134V135H164ZM211 134V132H209V134L208 135H210ZM216 134V133H215ZM224 134L226 135V137H227V139H228V137H230V139L231 138H233V139H229V141H226V138H225V140L224 141H222L223 139H224ZM70 135V136H69ZM72 135V136H71ZM137 135H138V137H139V140H138V138H137ZM164 135V136H163ZM195 135H197V136H195ZM208 135H206V137L208 136ZM223 135V136H222ZM227 135H229V136H227ZM243 135V136H242ZM245 135V136H244ZM49 136H50V139H47V138H49ZM61 137V139H60V137ZM103 138H102V137ZM131 136H133V137H131ZM171 136V137H170ZM204 136V137H203ZM210 136H212V135H210ZM209 136V137H210ZM238 136V137H237ZM59 138V139H57V138ZM135 137V138H134ZM202 139H201V138ZM250 138L249 140H250V142L251 141H256V140H259L260 141V145H259V142L258 141H256L255 142V147L257 146L256 144H257V142H258V145L259 146H257L258 147V149H257V147L255 148L254 146H253V148H254V153H255V151H257L258 150V153L256 152L255 154H256V156H258V158H260L261 157V155H263L260 159H258L256 156V158L258 159V161H257V159H253V160H248V161H246L244 164L247 166H249V169H250V171H249V174L251 175L250 177H249V179H247L245 182L244 181H242L241 183H239V184H236V185H234V186H231L230 188H228V190H227V188L225 187V185H226V183L228 184V182L226 181V179H227V177L230 179V180H232L231 181V183L234 181V179H233V175H235V176H239L240 177V175H238L239 174V172L238 171H236L237 169H238V167L239 168H241V165H239L238 167H235V164H241V162L239 161L240 159H238L237 158V156H236V154H239V153H237V152H242V151H244L245 150V148L244 147H246L247 145L246 144H248V140H247V138ZM253 137V138H252ZM256 137V138H255ZM102 138V139H101ZM166 138V139H165ZM174 138H173V140H174ZM204 138V139H203ZM211 138V137H210ZM223 138V139H222ZM245 138H246V140L248 141V142H246V143H243V141L245 142L246 140H245ZM82 139H83V141H82ZM90 139V141L88 142V140ZM92 139H93V141H92ZM94 139H95V142H94ZM128 139H129V137H128ZM164 140L165 141V145H163V143H162V149H161V142H163V141H161V140ZM255 139V140H254ZM49 140V141H48ZM70 140V139H69ZM77 140V141H76ZM173 140H171L170 141V143L173 141ZM175 140H177V138L175 139ZM177 140V145L179 144V141ZM220 141V143H219V141ZM234 140V141H233ZM54 141V142H53ZM58 141H60V143H61V141H62V143H63V145L61 144L60 145V143L58 142ZM68 141V140H67ZM82 141V142H81ZM91 141H92V143H91ZM99 141H101V143H102V145H100L99 146V148H97V149H94L95 147H97L98 145H99ZM242 141V142H241ZM57 142V143H56ZM94 142V143H93ZM205 142V143H206ZM224 142H227L226 143V145H227V149L228 150H226V148L224 147L225 145H224ZM41 143V144H42ZM44 143H45V145H44ZM80 143H81V145H82V148H80ZM83 143V144H82ZM100 143V144H101ZM118 143V144H117ZM131 143L132 144H134L132 147L134 148V150H135V155L136 154H138V153H140L141 154V156H142V159L140 158V156L139 155H137V156H139L138 157V160L136 159V157L137 156H134V154L132 155L131 153H134V150L132 149V147L130 146L131 145ZM173 144L174 143H176L175 141H173L172 142ZM183 143V142H182ZM182 143H180V144H182ZM235 143V144H234ZM253 142H251V144H252ZM40 144V145H41ZM54 144V145H53ZM86 144V145H87ZM91 144H92V146H93V148H92V146H91ZM128 144H126L127 146H128ZM186 143H184V145H185ZM211 144V143H210ZM219 144V145H218ZM221 144H222V147H221ZM242 144H245L246 146H241ZM49 145V144H48ZM67 145L68 146H65V147H67V148H64V149H67L68 150V147L70 146L69 145V143L67 142ZM120 145H122V147L120 146ZM143 145V146H142ZM172 145V144H171ZM175 145V144H174ZM173 145V146H174ZM177 145H175L176 147L175 148H177V150L178 151H180V150H182V148H183V144L182 145H179L180 146V148L178 149V147L179 146H177ZM187 145V144H186ZM249 145H250V143H249ZM254 145V144H253ZM50 146H46L45 148H47L48 147V149H49V147ZM126 146V147H127ZM142 146V147H141ZM165 146V147H164ZM170 146V147H169ZM218 146H219V148H218ZM251 146V145H250ZM76 147V148H75ZM83 147H84V149H83ZM118 147V146H117ZM141 147V148H140ZM223 147L225 148V150L226 151H228L227 153H225V154H230L229 156H226L225 157V155H224V152H223V157L225 158H220L219 156H218V153H219V151H221L220 150V148H222L223 149ZM242 147V148H241ZM62 148V149H63ZM71 148H69V150L71 149ZM77 149V148H79L78 150H75V149ZM129 148H130V150L132 149L133 150V152H132V150H131V152H130V150H129ZM167 150H166V149ZM175 148H173V149H175ZM217 148H218V150H217ZM236 151V153H235V151L233 150V149ZM236 148V149H235ZM244 148V149H243ZM247 148V147H246ZM260 148V149H259ZM53 149V148H52ZM139 149L141 150V151H139ZM162 150V152L161 151H159V150ZM212 149V148H211ZM45 150V152H47V153H49V150H47V149H44ZM44 150H42L43 151V153H45L44 152ZM47 150V151H46ZM51 150V149H50ZM89 150V149H88ZM108 150V151H107ZM151 150H153V152L155 153V154H153V152L151 151ZM163 150H165L164 151V153H163ZM233 151V153H229V151L230 152H232ZM99 151H101V150H99ZM128 151V152H127ZM185 151V150H184ZM183 150H182V152L183 153H185ZM223 151H224V149H223ZM225 151V152H226ZM65 152H67V151H65ZM74 152H71V153H74ZM81 152L82 151H80V154H81ZM95 152L93 153V155L95 156ZM130 156V158L129 159H131V155L133 156L132 157V159L131 160H128V158H126L125 156H127L128 157V155L126 154V153ZM130 152V153H129ZM137 152V153H136ZM151 152H152V154H151ZM159 152V153H158ZM196 152H198L199 154H195ZM68 153H69V151H68ZM67 153V154H68ZM71 153H69L67 156L70 158V157H72L70 154ZM78 153H74V154H72V155H74V156H76V158H78V157H82V155H86V154H78ZM84 153V152H83ZM182 153V154H183ZM205 153H207V154H205ZM221 153H222V151H221ZM262 153V154H261ZM46 154V153H45ZM63 154H64V151H63ZM61 155L62 156V161L64 162H67V164H72V162H70L69 161V159H68V157L67 156H65L66 155V153L64 154V155ZM76 154V155H75ZM90 154H92V151L90 150ZM97 154H101V153H98L97 152ZM96 154V155H97ZM106 154H104V155H106ZM125 156H124V155ZM131 154V155H130ZM145 154V155H144ZM203 154H204V156H203ZM209 154V155H208ZM215 154V155H214ZM47 155V154H46ZM78 155H80V156H78ZM88 155H87V157L86 158H88ZM99 155L97 156V157H99ZM102 155V154H101ZM103 155V156H104ZM151 155L152 156H154L155 155V157H152L151 158ZM194 155V156H193ZM201 155V156H200ZM232 155H234L235 157H236V159H235V161L233 160L235 157L233 156L232 157ZM63 156H65V158L63 157ZM103 156H101V157H99V159L98 160H93V159H91L90 157V159L92 160V162L94 163L95 162V167H94V165H93V163L92 162H88L89 160H85V157H84V160L86 161V163L88 162V165H90V171L92 170V169H94L95 170V172H99V170H102L104 167H105V164L107 165L108 163H111V161H112V159H113V157H112V159L110 158V157H108V158H106V157H103ZM145 158H144V157ZM149 156H150V158H149ZM166 156H167V154H166ZM165 156V157H166ZM190 156V157H191ZM196 156V157H195ZM206 156H208V158L206 157ZM260 156V157H259ZM91 157H93L92 155H91ZM96 156L94 157V158H97ZM103 157V158H102ZM134 157H135V159H134ZM197 157L199 158V159H197ZM207 159H206V158ZM229 157V158H228ZM163 158V157H162ZM189 158V157H188ZM204 160H203V159ZM210 158V159H211ZM60 159V158H59ZM60 159V160H61ZM79 159V158H78ZM78 159H75V158H72V160H73V163H74V160H78ZM101 159L102 160H105V161H101ZM108 159V160H107ZM149 159V160H148ZM197 159V160H196ZM206 159V160H205ZM212 159H211V161H212ZM70 160H71V158H70ZM80 160V159H79ZM79 160H78V162H79ZM110 160V161H109ZM115 160H113L112 161V163H111V166H109L110 164H108L107 166H109V168L110 169H112V170H115V171H112V173H114L115 174V172L117 171L116 169H118L119 170V172H121L120 174L121 175H123L122 174V171L120 170V168H117L116 166L117 165H120L119 164V160H118V162H117V164H115L114 165V161ZM132 160H134L133 162H131ZM136 160V161H135ZM141 160V161H140ZM144 160V161H143ZM164 160V159H163ZM173 160V159H172ZM172 160H170L171 161V164L169 163L168 165H169V167L170 168H168V170L167 171H169V169H171V165L173 164L172 163ZM236 160H238L239 162L238 163H236ZM262 160V161H261ZM34 161V160H33ZM33 161L31 160V162L33 163ZM69 161V162H68ZM82 161H83V158H82ZM82 161L80 160V162L79 163H82ZM100 161V162H99ZM129 161H130V163H133L134 164V166H132L131 168H130V166L131 165H133V164H130L129 163ZM144 162V164H146V165H144L143 164V162ZM158 162H159V160H157ZM157 161H155V163L157 162ZM169 161V162H170ZM30 162V161H29ZM29 162L27 163L29 166L31 165V164H29ZM98 162V163H97ZM114 162V163H113ZM152 162V161H151ZM157 162V163H158ZM173 162H174V160H173ZM233 162V163H232ZM256 162L258 163V166H257V164H256ZM79 163H77V164H74V167H76L75 165H78ZM86 163H84L83 162V166H84V164L86 165L85 166V168L87 167V169H89L88 168V165L86 164ZM101 163L102 164H104V167H103V165L101 166ZM135 163H137L136 165H135ZM143 164V166H142V164ZM154 163V161L151 163V164H153ZM260 163V164H259ZM26 164V165H27ZM70 164V166H72ZM100 164V166H98V165ZM113 164V165H112ZM127 164V165H126ZM159 164H160V162H159ZM208 164V163H207ZM212 164V165H211ZM215 164V166H214V168H215V170L216 169H218L219 170V173L221 172V174H220V176L219 177H217V178H214V179H212L211 178V176L215 173L214 171V168L212 169V170H214L212 173H210V168H212V166ZM217 164V165H216ZM232 164H234V167H232L233 165ZM254 164H255V166H254ZM261 164H263V166L261 165ZM25 165V166H26ZM33 165V164H32ZM32 165L30 166L31 167V169H32ZM64 165V164H63ZM66 165V164H65ZM82 165H79L80 166V168H79V170H77V168H75V170H76V172L78 171H80L79 172V175H81V176H79V182L80 183H78V184H80V186H81V188H82V186H84V183L82 182V178L84 179V178H86V177H90L89 175H90V172H88L89 174H87L86 175V177H82V176H85V174H86V170H85V168L84 167H82ZM93 165V166H92ZM138 165V166H137ZM147 165V166H148ZM156 165V164H155ZM158 165V164H157ZM167 165V166H168ZM190 165H192V167H190ZM236 165V166H237ZM253 165V166H252ZM35 166V165H34ZM66 166H68V165H66ZM113 166H115V167H113ZM122 166V165H121ZM140 166V167H139ZM159 166V165H158ZM161 166H163L162 164L159 166L160 167V169H162V170H159V171H156V172H150L151 173V175L149 176L150 177V179L152 180V179H154V181L156 182V181H161V179L163 180V178L164 177H166V176H163V178L161 177L162 175H168V172H166L163 168H161ZM204 166H202V167H204ZM211 166V167H210ZM245 166V167H246ZM250 166H252V167H254V169H253V172L251 173V171H252V169H251V167ZM101 167V168H100ZM103 167V168H102ZM26 168H28L27 166H26ZM81 168H84V170L83 169H81ZM92 168V169H91ZM97 168V169H96ZM190 168V169H189ZM233 168H235L234 170L235 171H231ZM237 168V169H236ZM259 168V169H258ZM30 169V168H29ZM99 169V170H98ZM106 169H108V168H105V170ZM140 169V170H141ZM243 169L245 170V168L243 167ZM255 169H257V171H255ZM261 169H263V170H261ZM81 170H83V172L81 171ZM94 170H92V172L94 171ZM96 170H98V171H96ZM239 170V169H238ZM240 170H242V169H240ZM260 170V171H259ZM89 171V170H88ZM125 171V172H124ZM162 171V172H161ZM165 171V172H164ZM259 171V173H258V175L259 174H261L262 172V174H261V179H260V177H258V175H257V172ZM82 172V173H81ZM85 172V174H83ZM92 172H91V174H92ZM119 172L117 173L116 172V174H119ZM128 172V173H127ZM237 172V173H236ZM255 172V173H254ZM134 173V172H133ZM149 173V172H148ZM153 173V174H152ZM167 173V174H166ZM184 173V174H185ZM190 173V172H189ZM192 173V172H191ZM232 173V175H229V174H231ZM75 174V173H74ZM78 174V173H77ZM76 174V175H77ZM211 174V175H210ZM237 174V175H236ZM256 174V175H255ZM149 175V174H148ZM153 175V176H152ZM155 175V176H154ZM206 176L205 177V179L203 180L202 178V176ZM229 175V176H228ZM234 176V177H235ZM153 177V178H152ZM195 178V180H193L194 178ZM197 177H199V178H197ZM223 177H224V180H222V181H220L221 179H223ZM238 177V178H239ZM255 177H256V179H255ZM76 178V177H75ZM128 178V177H127ZM201 178V179H200ZM226 178V179H225ZM257 178L260 180H258L257 181ZM264 178V177H263ZM78 179V178H77ZM76 179V180H77ZM229 180V181H230ZM89 181V180H88ZM90 181H91V179H90ZM90 181H89V183H90ZM185 181H183V182H185ZM196 181H197V183H196ZM199 181V182H198ZM211 181V182H210ZM220 181V182H219ZM225 182V183H222V182ZM235 181H236V179H235ZM250 181H252V180H250ZM263 181H264V179H263ZM75 182H77V181H75V179H74V183ZM81 182L83 183V184H81ZM87 182V181H86ZM85 182V183H86ZM209 182H210V184H211V186H210V184H209ZM212 182H218L217 184L219 185L220 183L221 184H225L224 186L222 185H220V187H223L222 189H224V187H225V189L224 190H220L221 188L218 186V185H216V183H215V185H214V183H213V185H212ZM253 182V183H254ZM261 182V183H260ZM203 183V184H202ZM234 183V182H233ZM232 183V184H233ZM197 184H202V185H200L199 187H201V188H199V191L197 190L198 188H196V187H198V185ZM235 184V183H234ZM256 184V183H255ZM76 185H77V183H76ZM184 185V186H185ZM196 185V186H195ZM210 187H209V186ZM228 185H230V184H228ZM195 186V187H194ZM228 187V186H227ZM242 187V188H243ZM78 188H80V187H78ZM81 188H80V191H81ZM206 188V189H205ZM218 188H219V190H218ZM237 188H239V189H237ZM261 189H259L257 192H256V196H257V198H256V200L254 199L255 198V195H254V198L252 199V201H254L255 200V202L254 203H251L250 202V204L249 205H253V207H252V205H251V207L249 206H247V208L248 209H246V215L248 216V219H250V220H248V222H250V224H256L257 226H258V223H259V228L258 229H264V225H263V227H261V225H260V222L261 221H264V220H262L263 218H262V216L264 215H262V212L264 213V201L261 203V202H259L260 200H261V196L263 197L264 196V189L263 190H261ZM185 190H186V192H185ZM217 190L219 191V192H217ZM226 190V191H225ZM234 190V191H233ZM79 191V195H80V192ZM184 191V192H183ZM196 191V192H195ZM202 191H204V192H202ZM215 191H216V195L214 194L215 193ZM222 191H223V193H222ZM259 191H260V194L261 195H259ZM261 191L263 192V193H261ZM60 192V191H59ZM206 192V193H205ZM236 192H235V194H236ZM239 192V193H238ZM191 193V194H190ZM194 193H196V194H198V193H200L199 195H196V194H194ZM221 193V194H220ZM225 193V194H224ZM82 194H84V193H81V195ZM143 194V193H142ZM209 194V195H208ZM230 194V195H229ZM235 194H232V195H235ZM80 195V196H81ZM181 195V196H180ZM214 195V196H213ZM217 195H219V196H217ZM221 195H224L225 197L224 198H222L221 197ZM135 195H133V197H134ZM185 196V197H184ZM209 196V197H210ZM215 197V196H217L215 199H213V197ZM226 196H227V198H226ZM79 197V196H78ZM82 198H83V195L81 196ZM80 197V202H81V200H83L82 198ZM132 197V196H131ZM138 196L136 195V198H137ZM143 197V196H142ZM199 197H201V198H199ZM206 197V196H205ZM220 197V198H219ZM77 198V197H76ZM135 198V197H134ZM140 198V197H139ZM180 198V199H179ZM260 198V199H259ZM138 199V198H137ZM178 199H179V201H178ZM185 201H184V200ZM259 199V200H258ZM263 200H264V197L262 198ZM76 200V199H75ZM141 200H142V198H141ZM180 200H182V201H180ZM192 200H194V201H192ZM216 200V201H215ZM218 200V201H217ZM221 200V201H220ZM224 200H225V203H224ZM257 200H258V202H259V206L256 204V202H257ZM79 201H78V203H76L75 205H77V208H78V204H79ZM134 201L135 202H137V200L136 199H134ZM139 201H140V199H139ZM138 201V202H139ZM186 201H188V202H186ZM73 202H75L74 200H73ZM83 202L84 201H82V204L81 205H83ZM180 202V203H179ZM172 202H171V206L172 205H174ZM187 203V204H186ZM215 203H216V205H215ZM218 203V204H217ZM219 203H220V205H219ZM223 203V204H222ZM261 203V204H260ZM74 204V203H73ZM184 204H185V207H184ZM197 204H199V201H198V203ZM196 204V202H195V204L194 205H197ZM204 204V205H205ZM214 204V206H212ZM74 205V206H75ZM177 205V204H176ZM176 205L175 206H173V207H175L176 208ZM178 205H177V207H178ZM193 205V206H194ZM222 205V206H221ZM258 206V210H256L257 208H255V206ZM73 206V205H72ZM73 206V207H74ZM191 207H192V205H190ZM215 206H216V208H215ZM218 206V207H217ZM256 206V207H257ZM263 206V207H262ZM76 207V206H75ZM80 207V206H79ZM181 207H178V212L180 211V214H182L183 212H184V210L182 211V209H181ZM191 207H189V209L188 210H190L191 209ZM49 208L50 207H48V206H46L44 209H45V211H46V209H48L49 210ZM76 208V209H77ZM174 208V209H175ZM193 208V207H192ZM212 208H214V209H212ZM251 208V212L253 213V212H255V214H258L259 213V211H260V215H259V218L260 219H257L258 218V215H255V214H252L250 211H249V209ZM253 208H255V210L256 211H253L254 209ZM260 208H261V210H260ZM263 208V209H262ZM70 209H72V208H70ZM173 209V210H174ZM177 209V208H176ZM181 209V210H180ZM209 209V208H208ZM220 209V210H221ZM224 209V208H223ZM47 210V211H48ZM209 210V211H210ZM219 210V212H220V215H221V211H223V210H221L220 211ZM44 211V212H45ZM46 211V212H47ZM59 211V212H58ZM55 214H62V213H60V210H58ZM70 211H71V213H70ZM69 211V214L67 213V212H65V214H63L64 216L66 215V213L68 214L67 216H68V218H69V215H70V218H69V220L67 219V216L65 217V219H67V222H68V224L70 225V227H68L67 225H63V224H67L65 221H62V219L64 218V216H63V218L61 219L60 217H58V218H55V220L53 219V221L51 220V218H48V217H50V216H46L47 215V213L46 214H44L45 216V218L44 217H42V218H44V219H46V217H47V219L46 220H51L52 221V223L53 224H51L52 226H55V228L57 227V225L59 224V225H61V223H63L62 225H63V227H62V225L59 227L60 229H58V231H57V233H55V235H57L55 238L58 240V242H59V240L61 239V238H63V240L61 239L60 241H66V239L67 238H65V236L67 235L66 233H68V231L69 232H71L72 231V229H73V227L74 226H72L70 223H69V221L71 220V221H73V219H72V217H71V215H73V213L74 212H76V210L75 209H72V210H70ZM72 211H74L73 213H72ZM78 211V210H77ZM81 211V210H80ZM181 211H182V213H181ZM210 211V213H213V212H211ZM258 211V212H257ZM191 212V211H190ZM79 213V212H78ZM223 213V212H222ZM54 214V215H55ZM57 214V215H58ZM77 214V213H76ZM76 214H75V217H74V219L76 220ZM80 214V213H79ZM188 214H190V213H188ZM217 214V213H216ZM56 215V216H57ZM58 215V216H59ZM184 215V214H183ZM212 215H214V214H212ZM219 215V214H218ZM43 216V215H42ZM51 217H53V213H52V216ZM55 217V216H54ZM53 217V218H54ZM218 217H220V216H218ZM251 217V218H250ZM253 217V218H252ZM60 218V220H57V225H56V223H54V222H56V219H59ZM77 218H79V217H77ZM254 218H255V220H254ZM262 218V219H261ZM64 220V219H63ZM258 220V221H257ZM259 220H260V222H259ZM50 221V222H51ZM58 221H60V222H58ZM254 221V223H251V222H253ZM261 223H263L264 224V222H261ZM154 224H155V222H154ZM158 224H160V222L158 223ZM162 224L163 223H161V225H158V228L160 227V226H162ZM157 225V224H156ZM155 225V226H156ZM164 225V224H163ZM65 226H67V228H65ZM149 226V225H148ZM147 226V227H148ZM150 226H151V224H150ZM149 226V227H150ZM147 227H146V230H148L147 229ZM54 228V227H53ZM62 228H63V230H62ZM157 228V229H158ZM162 228V227H161ZM179 228H181L180 226H179ZM151 229V228H150ZM152 229H153V225H152ZM155 229V228H154ZM163 229V228H162ZM60 230H62L63 231V234L61 233V237H60V235H58V232H61ZM75 230V229H74ZM177 230V229H176ZM76 231V230H75ZM155 231V230H154ZM224 233H225V230H222ZM220 232L221 234L223 233V232ZM260 231V230H259ZM66 232V233H65ZM74 232V231H73ZM151 232V230H149V231H147V235L149 234ZM153 232V231H152ZM158 232H160L159 230H158ZM72 233V232H71ZM71 233H69V234H71ZM154 233H157L156 231L154 232ZM220 233L217 235L218 237H219V235H220ZM223 233V234H224ZM60 234V233H59ZM65 234V235H64ZM151 234V233H150ZM222 234V235H223ZM62 235H63V237H62ZM72 235L74 236L75 235V233H72ZM152 235V234H151ZM156 236H157V234H155ZM155 235H152L151 237H153V236H155ZM221 235V236H222ZM69 235H67V237H68ZM72 236V237H73ZM220 236V237H221ZM59 237H60V239H59ZM71 237V236H70ZM70 237H68V240L67 241H70L69 239H70ZM148 237H149V235H148ZM55 240V239H54ZM56 241V240H55ZM57 242V241H56ZM56 242H54V244L56 245H54V247H56L55 248V252H57V253H55V255H57V257H59V255H61L62 256V259H63V256L65 257V251H66V249H68L67 247H66V249L64 248L65 246H62L61 247V245L59 244H57ZM62 242H61V244H62ZM64 243V242H63ZM60 246L59 248H58V246ZM64 245V244H63ZM66 245V244H65ZM67 245H70V246H74V245H71L70 243L68 244V242H67ZM69 246V247H70ZM76 246V245H75ZM74 246V247H75ZM73 247V248H74ZM144 247V246H143ZM148 246H146L145 245V247L143 248L144 250L143 251H145L147 254H150L151 252H152V250H151V247L149 246L148 248H147ZM65 249V251H63V252H65V253H62L61 254V252H62V250L60 251V249ZM76 248H77V246L75 247V250L74 251H76ZM145 248L147 249V250H145ZM150 248V249H149ZM149 249V250H148ZM69 251H71V249L69 250ZM68 251V252H69ZM45 252V251H44ZM68 252H67V254H68ZM72 252V251H71ZM73 253V252H72ZM64 254V255H63ZM70 255V253L68 254V256ZM61 256H60V258H61ZM67 256V257H68ZM66 257V258H67Z\"/></svg>","mask_w":264,"mask_h":264},{"label":"bare ground","instance_id":"bare-ground-1","mask_svg":"<svg viewBox=\"0 0 264 264\" xmlns=\"http://www.w3.org/2000/svg\"><path fill=\"white\" fill-rule=\"evenodd\" d=\"M10 1V0H9ZM50 1V0H49ZM63 0H60V3L62 2ZM66 0H64L63 1V3L65 2ZM72 0H67V2H65L64 3V5H66V4H68V6H69V4L70 3H72L71 2ZM74 1V0H73ZM77 0H75V2L74 3H77L76 2ZM81 1V0H80ZM79 1V3H81ZM7 1L6 0H4V2H2V3H0V37L3 39V38H5L6 36H9L11 33H13V32H11V31H9L8 32V30H9V26L11 25V22L9 21V19L11 18L10 17V15H8L9 13H8V10H9V8L11 7H8V4L9 3H6ZM11 2V1H10ZM70 2V3H69ZM48 3H50V2H48ZM78 3V4H79ZM83 3H85V2H83ZM12 4V6H13V4L14 3H11ZM10 4V5H11ZM62 4V3H61ZM73 4V3H72ZM15 6H17L18 5V3H17V5L16 4H14ZM71 5V4H70ZM74 5H76V4H74ZM82 5H84V4H82ZM18 6H20V4L18 5ZM17 6V7H18ZM77 7H79V5H76ZM81 6V5H80ZM228 6H230V5H228ZM70 7V6H69ZM76 7V8H77ZM231 7V6H230ZM234 6L232 5V7L231 8H233ZM21 8V7H20ZM81 8H82V6H81ZM231 8H229V9H231ZM10 9H12V7L10 8ZM225 9V8H224ZM224 9H223V13L225 14V12H224ZM234 9H236V7H234ZM233 9V10H234ZM13 10H14V7H13ZM12 10V11H13ZM16 10V9H15ZM14 10V11H15ZM13 11V12H14ZM17 11V10H16ZM17 13V12H16ZM21 15V14H20ZM19 15V16H20ZM227 15V14H226ZM7 16H8V18H7ZM22 18V17H21ZM26 19H28L27 17H26ZM8 20V21H7ZM11 20V19H10ZM7 22H8V24H7ZM14 22V21H13ZM13 22H12V25H13V27H11L10 26V29L11 28H15L16 26H15V22H14V24H13ZM9 23H10V25H9ZM34 23V22H33ZM36 23V22H35ZM43 23V22H42ZM31 25H33V24H31ZM35 25V24H34ZM36 25H37V23H36ZM44 25H45V22H44ZM44 25H42L41 26V24H40V26L39 27H42V29H43V27H44ZM50 25V24H49ZM95 26V24H93V27ZM6 27H7V33H9L8 35H7V33L5 32L6 31ZM20 27V26H19ZM22 27V26H21ZM36 27H38V26H36ZM35 27V28H36ZM84 27H86V26H84ZM34 27H33V30L35 31L36 30V32H37V30L38 29H35ZM46 28H48V24L46 23ZM50 28H51V25H50ZM53 28V27H52ZM78 28H81V27H78ZM18 29H20V28H18ZM45 29V28H44ZM84 29H86V28H84ZM14 30H16V29H14ZM23 30V29H22ZM40 30H41V28H40ZM52 31H53V29H51ZM70 29L68 28V30H66V32L68 33V31H69ZM75 30H77V29H75ZM88 30V29H87ZM87 30H83L86 34H87ZM97 30V29H96ZM17 31V30H16ZM39 31V30H38ZM43 31V30H42ZM45 31V30H44ZM43 31V32H44ZM48 31H50V30H48ZM55 31H58L57 32V34L58 35H60V36H58L59 37V39H60V37H61V41H59L58 43H52V44H50L49 45V43H51V42H53V41H55V40H53L51 37L52 36H54L55 34H56V32H55V34L54 35H51V37H49L50 39H51V41L48 43V45L50 46V48L52 47L53 48V54H50L51 55V57L53 56V58L51 59L50 57L48 58V56H46V55H44V54H46V53H42V58H41V54H40V57H35L34 58V60L33 61H35V62H33L32 60H30V58H31V54H30V56L28 55V56H26V54H25V56L24 57H28L27 59H29L30 61H28V60H26L27 62H28V65H29V67H30V65H33V63H36V62H38V64L39 63H43V65H44V63L45 64H48L49 62L48 61H52L53 60V62L56 60V61H58V60H60L59 59V56L61 55H63L62 57H64V56H66L67 55V52L70 50V46L72 47L71 49L72 50H74L73 52H75L76 50L75 49H77V47H75V49H73V47L74 46H77V44H79L80 42H78L79 40L78 39H80V38H78V37H81L82 38V36H81V33L83 32H81L80 34H77L78 36H76L75 34H76V31H74V28H73V31H74V33L75 34H73V33H71V31H70V34H67L66 32H65V30H64V36H63V30H60V33L62 32V35L61 34H59V30H56L55 29ZM18 32H20L19 30H18ZM41 32V31H40ZM42 32V33H43ZM54 32V31H53ZM77 32H78V30H77ZM80 32V31H79ZM92 32V31H91ZM21 33V32H20ZM47 33V32H46ZM89 34H90V32H88ZM16 34V33H15ZM21 34H23V33H21ZM21 34H19V37H20V35ZM36 34V33H35ZM37 34H39V33H37ZM88 34V35H89ZM91 34H94V32L93 33H91ZM3 35V36H2ZM25 35V34H24ZM47 36H48V33L46 34ZM68 35V36H67ZM73 35H75L76 37H77V39H76V41H75V37L73 36ZM87 35V36H88ZM258 35H260V34H258ZM262 37H264L263 35H264V32H263V30H262ZM11 36H13L12 34L10 35V37ZM26 36H27V33H26ZM29 36V35H28ZM70 36V37H69ZM94 36V35H93ZM169 36V35H168ZM170 36H174V37H172L174 40H172L171 38H169V39H171L170 41L172 42V44H170V46L172 47V45H173V47L172 48H174V47H178V45H179V47H180V44H182V46L183 47H178L179 48V50H177V48H174V50H172V48H171V50L172 51H180L179 53H180V55H181V53L183 54V55H188V54H193L192 53V51L194 52V49H192V51L189 53H187V54H185V50H186V48L184 49V47H189V48H187L188 50L190 49V47L192 46H194V48H195V50L196 49H198V50H200L199 49V47L201 48V46H203V45H205V44H210V42L208 43L207 41H205V40H197L195 37H193V36H189V37H187L186 39H184V41H182V40H180V39H178V41H177V39H176V41H175V35H170ZM14 37L17 39V36H13V40L15 41V39H14ZM36 37H37V35H36ZM57 37V35H55V37L54 38H56ZM58 37H57V39H58ZM67 37H68V40H67V42H65L66 41V39H67ZM73 37V38H72ZM262 37H259V40H256L255 42H252L254 45L253 46H255L256 44H257V42L259 41V43L258 44H260L259 46H258V49H256V51H258L259 50V47L261 48V49H264V38H262ZM26 38H28V37H26ZM46 38V37H45ZM62 38H63V41H62ZM64 38H65V40H64ZM85 38H88V37H85ZM85 38L83 37V39H81V40H85ZM89 38H90V36H89ZM91 38L93 39V37H92V35H91ZM261 38V39H260ZM2 39L0 40L1 42H3L4 40V42H6V40L8 39V37H7V39L5 38L3 41H2ZM11 39V40H12ZM24 39V38H23ZM49 39V40H50ZM57 39H56V41H57ZM91 39V40H92ZM10 40V41H11ZM19 40H20V38H19ZM18 40V41H19ZM25 40V39H24ZM27 40V39H26ZM42 40V42H40L41 44L44 42L43 41V38L41 39ZM46 40H48L47 38H46ZM53 40V41H52ZM73 40H74V43H73ZM78 40V41H77ZM80 40V41H81ZM168 40V39H167ZM8 41V40H7ZM14 41H13V43H14ZM28 41V40H27ZM33 41H34V36H33ZM32 41V42H33ZM169 41V40H168ZM0 42V44L2 45V44H5V46H7L6 44H8V42H6V43H1ZM12 42V41H11ZM46 42H48V41H46ZM63 42V43H62ZM72 42V43H71ZM78 42V43H77ZM10 43V42H9ZM17 43V42H16ZM21 43V42H20ZM20 43H19V45H20ZM25 43V42H24ZM66 43V44H65ZM70 43V44H69ZM75 43H76V45H75ZM84 42H82V44H83ZM256 43V44H255ZM39 44V43H38ZM53 44H54V46H53ZM73 44H74V46H73ZM82 44H80V46L82 47ZM9 45V44H8ZM14 45V44H13ZM16 45V44H15ZM14 45V46H15ZM22 45V44H21ZM52 45V46H51ZM55 45H56V47H55ZM84 45V44H83ZM186 45V46H185ZM207 45H205V46H207ZM5 46H3V48H5ZM9 46H12L11 44L9 45ZM8 46V47H9ZM17 46H18V43H17ZM22 46H26V45H22ZM22 46H21V51H23V49H22ZM31 46H33L32 45V43H31ZM36 46V45H35ZM167 46H169L168 44H167ZM222 46H223V44H222ZM257 46V45H256ZM19 47V46H18ZM67 47H69V48H67ZM78 47H79V45H78ZM84 47H86V46H83L82 48H84ZM208 47V46H207ZM209 47H210V45H209ZM212 47V46H211ZM221 47V46H220ZM7 48V47H6ZM10 48V47H9ZM51 48V49H52ZM62 51H67V52H62V54H59V56L57 55H55L56 56V59H54V54L55 53H58V51H59V49ZM81 48V49H82ZM183 49V51H185L184 53L181 51L182 49ZM224 48V47H223ZM257 48V47H256ZM12 49H14V51H15V48H11V49H9V50H6V51H1V49H0V51H1V53L0 54H2V53H6V52H8V51H10V50H12ZM19 49V48H18ZM26 49H27V47L25 48V51H26ZM50 49V50H51ZM170 49V48H169ZM181 49V50H180ZM203 49H206V47L204 48V46L202 47V50ZM210 49V48H209ZM250 49V48H249ZM255 48L253 47V50H254ZM32 50H33V48L30 50V48H29V51H31L32 52ZM44 50H46V49H44ZM49 50V51H50ZM77 50H80V49H77ZM84 50H86V49H84ZM84 50H81V51H84ZM187 50V51H188ZM195 51L194 53H196V52H198V54H199V51ZM207 50V49H206ZM213 50V49H212ZM220 50V49H219ZM252 50V51H253ZM17 51H19V50H17ZM47 51V50H46ZM57 51V52H56ZM61 51H59L60 53H61ZM190 51V50H189ZM205 51V50H204ZM208 51V50H207ZM255 51V50H254ZM255 51V52H256ZM12 52H13V50H12ZM30 52V53H31ZM34 52V51H33ZM70 52L71 51H69V53L68 54H70ZM79 52V51H78ZM78 52H76V53H74V55H72L73 53H71V55L72 56H75V54L77 55V53ZM169 52H171L170 50H169ZM213 52H215V50L214 51H212V53ZM222 52H223V54L225 53V50L223 51L222 50ZM222 52H220L219 54H221V56H219L220 57V59H219V62H220V60H221V62L220 63H218V62H216V61H218V57H216V55L218 56L219 54H217L218 53V51H216V55H214V56H212L213 54H210L211 55V57H215V62L217 63V65L218 64H222V61L223 60H225V59H223L222 60V58L221 57H225V56H223L222 55ZM4 53V54H5ZM11 53V52H10ZM9 53V54H10ZM25 53V52H24ZM49 53H52V52H49ZM49 53H47V54H49ZM66 55H65V54ZM82 53H86V51H84V52H80V57H86V56H88V55H86V56H81V55H84V54H82ZM173 53H175V52H173ZM201 53V52H200ZM210 53V52H209ZM258 53H260L259 51H258ZM21 53L19 52L18 54H16L17 56H19ZM23 54V53H22ZM27 54H28V51H27ZM37 54V53H36ZM36 54H34V56H36ZM109 54V53H108ZM170 54V53H169ZM178 54V53H177ZM175 55L176 57L178 56V55ZM191 54L190 55H188V56H191ZM204 54L206 55V54H208V53H206V52H204ZM251 54H252V52H251ZM257 54V53H256ZM256 54H254L255 56H256ZM262 54V53H261ZM260 54V55H261ZM6 55V54H5ZM24 55V54H23ZM37 55H39V54H37ZM49 55V56H50ZM70 55V56H71ZM107 55V54H106ZM106 55H104V56H106ZM156 55V54H155ZM195 55V54H194ZM196 55H197V53H196ZM195 55V56H196ZM200 55H202V53L200 54ZM204 55V56H205ZM209 55V56H210ZM253 55V54H252ZM253 55V56H254ZM12 56H13V54H12ZM34 56H32V59H33V57ZM69 55H67V57H68ZM79 56V55H78ZM108 56V55H107ZM194 56V57H195ZM209 56H205L206 58L205 59H209L210 57ZM2 57H4L3 55H1L0 56V58L2 59ZM6 58H9V57H7V56H5ZM15 58H16V56H14ZM24 57H19L20 59H24ZM30 57V58H29ZM47 57V61L45 60V58ZM76 57V56H75ZM75 57H73V59L75 58ZM80 57H79V59H80ZM173 57H174V55H173ZM181 57V56H180ZM179 57V58H180ZM183 57V56H182ZM191 57H193V56H191ZM201 56H199L198 58H200ZM209 57V58H208ZM6 58H3L2 59V61H0L1 63L0 64H2L3 63V60H5V61H7V63H9L8 62V60H6ZM10 58H11V56H10ZM15 58H13V60L15 59ZM19 58H17V59H19ZM43 59L44 60V62L43 61H41L40 62V60L39 59ZM58 58V59H57ZM70 58H72V57H70ZM70 58H68V62L71 60ZM78 57H76L75 59H77ZM184 58V57H183ZM187 58V57H186ZM185 58V59H186ZM197 58V59H198ZM202 58H203V55H202ZM216 58H217V60H216ZM226 58V57H225ZM0 59V60H1ZM17 59H16V61H17ZM19 59V60H20ZM26 59V58H25ZM24 59V60H25ZM51 59V60H50ZM70 59V60H69ZM83 59V58H82ZM89 59V58H88ZM87 59V60H88ZM188 59H190L189 57H188ZM187 59V60H188ZM191 59H193V58H191ZM205 59H200L199 61H203V60H205ZM213 58H211V60H212ZM229 58L227 57V60H228ZM235 59V58H234ZM234 59H232V60H234ZM237 59V61L236 60H234L235 62H239V63H237V64H240V62L243 60V59H241V58H236ZM238 59H241V61L240 60H238ZM245 59H246V57H245ZM11 60V62L13 61L12 60V58L10 59ZM9 60V61H10ZM36 60H38V61H36ZM64 59H62L61 61H63ZM78 60V59H77ZM86 60V61H87ZM150 60V62L151 61H154V62H151L152 64H154V66L152 65V64H150V62H149V64L148 65H150V66H148V65H145L146 67H147V72L150 70V68L153 66V67H155V68H157V69H154L153 67V69L152 70H156V71H154V72H156V75H155V73H154V76L156 77L158 74H159V66H161L162 67V65H161V63L163 62V60H162V58H152V59H149ZM182 61H183V59H181ZM180 59L179 60H177L178 61V63L181 61ZM213 60V61H214ZM232 60H231V62L230 61H228V62H230V63H232ZM263 60H264V58H263ZM4 61V62H5ZM15 61V60H14ZM13 61V62H14ZM22 61V60H21ZM55 61V62H56ZM72 61H75V60H72ZM84 61V60H83ZM162 61V62H161ZM186 61V60H185ZM189 61V60H188ZM191 61H193V60H191ZM198 61V62H199ZM205 61H208V60H205ZM210 61V60H209ZM233 61V62H234ZM11 62H10V64H11ZM21 63L20 61H17V63ZM23 62V61H22ZM25 62V61H24ZM23 62V64H21L22 66L23 65H25V63ZM32 62V63H31ZM46 62H48V63H46ZM64 62L66 63V61L64 60ZM67 62V63H68ZM71 62V61H70ZM69 62V63H70ZM76 62V61H75ZM78 62V61H77ZM79 62H81V59H80V61ZM79 62L77 63V64H79ZM187 62V61H186ZM190 62V61H189ZM195 62V61H194ZM198 62H195V64H197ZM204 62V61H203ZM264 62V61H263ZM18 63V64H19ZM29 63H31V64H29ZM62 64H63V62H61ZM60 62H59V64L58 65H56V67L55 68H57V66L59 67V66H61L62 64H61ZM64 63V64H65ZM87 63H88V61H87ZM146 63V62H145ZM181 63V62H180ZM183 63H185L184 61H183ZM210 63V62H209ZM213 63V62H212ZM5 64H6V62H5ZM4 64V65H5ZM15 63H12V65L10 66V65H8V64H6V66L8 65V66H10V67H12V69H13V66H15L14 65ZM18 64H16V65H18ZM38 64H37V66H35V64H34V66L37 68L38 67ZM55 64V63H54ZM52 65L53 67L52 68H54V66L55 65ZM61 64V65H60ZM86 64V63H85ZM89 64V63H88ZM147 64V63H146ZM160 64V65H159ZM193 64V63H192ZM204 64V63H203ZM203 64H202V66H203ZM226 64H227V61H226ZM229 64V63H228ZM234 65H236L237 66V64L236 63H233ZM21 65H19V66H21ZM41 65V64H40ZM49 66L48 67H50V63L48 64ZM69 65V64H68ZM75 65V64H74ZM188 65V64H187ZM199 65V64H198ZM205 65V64H204ZM210 65H211V63H210ZM3 67V64H2V68L0 69V89H2L3 88V91L6 89V88H4L5 86H4V84H6V87H9L10 85L8 84V82L7 83H5V81L7 80V81H10V82H12L11 80H10V77L7 75V74H9L8 72H10V73H12L13 72V70L11 71L10 70V67ZM19 66H15V67H19ZM45 66H47V65H45ZM65 66V65H64ZM67 66V65H66ZM70 66V65H69ZM71 66H73V65H71ZM78 66V65H77ZM83 66V65H82ZM88 66V65H87ZM90 66V65H89ZM85 67L86 69H88V68H90V67ZM164 66V65H163ZM183 66V65H182ZM184 66H185V64H184ZM192 66H195L196 67V65H192ZM201 66V65H200ZM199 66V67H200ZM14 67V68H15ZM24 67V66H23ZM26 67H28L27 65L25 66V69H27ZM32 67V66H31ZM34 67V68H35ZM40 67V66H39ZM63 67V66H62ZM80 67V66H79ZM81 68V69H85V68ZM186 67V66H185ZM190 68H191V66H189ZM211 67H213V66H211ZM215 67H216V65H215ZM222 67H223V65H222ZM239 67V66H238ZM237 67V70L239 69ZM17 68L15 69L16 71H17ZM44 67H42V69H43ZM63 68H65V67H63ZM69 68V69H68ZM75 68H77V67H75ZM149 68V69H148ZM197 68V67H196ZM201 68V67H200ZM204 68V67H203ZM202 68V69H203ZM262 68V67H261ZM19 69V68H18ZM21 69V68H20ZM23 70H25L24 68H22ZM21 69V70H22ZM30 69V68H29ZM45 69V68H44ZM48 69V68H47ZM66 69L67 70H69L70 71V67H66ZM164 69V67L163 68H161V70H163ZM195 69V68H194ZM224 69V68H223ZM241 69V68H240ZM239 69V70H240ZM14 70V71H15ZM32 70H33V68H32ZM52 70V69H51ZM60 70V69H59ZM73 70H75L74 68H73ZM72 69H71V71H73ZM142 70H143V67H142ZM144 70H145V67H144ZM144 70L143 71H141V72H144ZM146 70H145V73H146ZM198 70V69H197ZM209 70V69H208ZM27 72L29 71V70H26ZM26 71H23L22 72V74L23 73H27ZM58 71V70H57ZM64 71H66V70H64ZM82 71V70H81ZM80 71V72H81ZM91 71V70H90ZM93 71V70H92ZM201 71V70H200ZM263 71V70H262ZM60 72V71H59ZM59 72H57V73H59ZM75 72H77V71H75ZM74 72V73H75ZM138 72V71H137ZM160 72H162V73H164V70L163 71H160ZM197 72H199V71H197ZM204 72H206L205 70H204ZM223 72V71H222ZM20 73V75H21V72H19ZM29 73V72H28ZM42 73V72H41ZM65 73V72H64ZM67 73V72H66ZM73 73V74H74ZM79 73V72H78ZM88 73V72H87ZM158 73V74H157ZM208 73H210V71L208 72ZM213 73V72H212ZM217 73V72H216ZM250 73V72H249ZM16 74V73H15ZM18 74V73H17ZM60 74V73H59ZM89 74V73H88ZM90 74L92 75V72H90ZM89 74V75H90ZM161 74V73H160ZM236 74H237V72H236ZM42 75V74H41ZM45 75V74H44ZM43 75V76H44ZM58 75V74H57ZM66 75H68L67 77L65 76L63 79H61V80H58V81H56V79L54 80V79H52V80H54V81H52L49 77H42L44 80L43 81H41V82H43V84L44 83H47L49 80H51L49 83H47V85H48V87H47V85L46 84H44V85H41L42 83H37V81L38 80H36L35 82H36V86L34 85L35 84V82H33L32 84H33V86H32V84H30V86H32V87H30L29 86V88L30 89H28L29 91V95L30 96H25V97H23V100H20L21 102H17V99L18 98H20V97H17L16 95L18 94V91H17V94H15V95H13L12 93H13V91H10V92H12V93H8V89H6V93H8L9 94V97H11V98H13L12 97V95L13 96H15L14 97V99H16V101L15 102H17V103H19V104H17V105H14V102L13 103H11L12 101H11V99L9 98V100H10V102L8 101H6L5 103H4V101L5 100H8V99H5V98H7L6 96H5V94H4V92L1 90L0 92L2 93V94H4L3 96H2V94H0V96H2V97H0V99L2 98V102L0 101V264H264V229H258L259 228V223H258V226L254 223V221L253 222H251V223H254V224H250V222H248V220H250V219H248V216L246 215V209H248L247 208V206L250 204V202L251 203H254L255 202V200H256V198H257V196H256V192L259 190V189H261V185H262V183L261 182H264L263 181V177H264V173L262 174L263 175V177H262V180H261V184H259V185H257V182H254V178L253 179H251V175L249 174V171H250V169H249V166L247 165H245L244 163L246 162V161H248V160H253L254 158L255 159H257L258 158V156H256V152L258 153V150L257 151H255V153H254V148H253V146L255 147V142L256 141H258L259 142V145H260V141L259 140H256V141H251V142H253L252 144H251V142H250V138H247V140L249 141H247L246 140V138H245V142L243 141V143H246V142H248V144H242L241 146H246V147H244L245 148V150L244 151H242V152H237V153H239V154H236V156H237V158L238 159H240L239 161L241 162V164H235V167H238L239 165H241V168H239L238 167V169L236 170V171H238L239 172V174L238 175H240V177L239 176H235V175H233V179H234V183L232 184L231 183V181L232 180H230L228 177H227V179H226V181L228 182V184H230V185H228L227 183H226V185L225 184H217L216 182V185H218L219 187H220V185L222 186H224L225 185V187L227 188V190H228V188H230L231 186H234V185H236V184H239V183H241L242 181H246L247 179H249V177H250V180H252V181H250L249 180V182H248V184L249 183H251L252 182V184H251V186L249 185V186H247V183H246V185L242 188L241 186H240V188L242 189L241 191H240V193L239 194H237V190L235 191L236 192V194H235V192L234 193H232V191H231V196H229V198H227V196H226V198L228 199L227 200V202H226V205L224 204V206L222 207V209H221V207H220V209L221 210H223V211H221L220 209H218L216 212L214 211L213 212V210L211 211L210 210V207L208 206V205H210L211 206V204L213 203V201L214 200H212V198H211V196L209 197V196H207V195H205L204 193H202V201L201 202H203V200L205 199V198H207L206 200H204V202L206 201V204H208V205H206L204 202L203 203H200V199L199 200H196L195 202H196V204L198 203V201H199V204H197V205H194L195 204V202H193L192 204H191V202H190V205H192V207L189 205V204H187V207H186V209L185 208H183L182 209V207L181 206H179L178 205V203H173V202H177V200H175V201H173V199L174 198H178V194H182V188L183 187H185V189H186V183H188L187 181L188 180H190V181H192V178H189L188 177V180H187V178H186V181L184 180V178L187 176V170H185V166L187 165L186 163H192V160L194 161L193 162V165L194 164H196V162H199L200 161V159L197 157V159H199V161H196L195 162V158L194 159H190V158H192V156H191V154L189 155V154H186L187 153V151H188V153L190 152H193V151H191V149L189 148V149H187L188 147V142H186L187 140L186 139H184L183 138V140H181V142L178 140V137L177 136H179V135H181V134H184L183 136H185L187 133H186V131L185 130H183V128H181V127H179L180 129H178V127H177V131H175L177 134H179L181 131V134H179V135H177L176 136V138H177V140L179 141V144L177 145V140H175L176 138H174L175 137V135H176V133L174 132V134L172 135L173 136V138H174V140H173V138L171 139V138H169L170 139V141L171 140H173V141H175L176 143H174L175 145H177V146H179V145H182L183 144V148H182V150L185 152V153H183L182 152V150H180V151H178L177 150V148H175L176 146L171 142L170 143V141L168 140V139H166V145L168 144H170V146H172V149H171V147L169 148L170 150H168L167 151V156H166V154L164 153V151L165 150H163V153H164V155L166 156H160L161 154H157V156L155 157V155L154 156H152L151 155V158L152 157H155L156 158V160L155 159H153V160H149V161H146V162H148L149 163V165L147 166L146 164H144V160L142 161L143 162V164L144 165H146V167H143V169H141V168H138L137 169V171L138 172H136V169L134 170V168L132 169L131 167L132 166H134V164L133 163H130V161H129V163L130 164H133V165H131L130 166V168L132 169V171H129L128 169H125V170H127L128 172H130V173H132L131 174V176H130V174L129 175H127V177H126V175L123 173V171H122V169H123V164H124V162H122L121 160H119L120 162H119V164L120 165H115V164H117V162H118V160H115L116 159V156H119V154H116V156H108V154H106V153H103V150H102V148L104 149V152H105V144L107 143L106 141H109V139L111 138V140L112 141H114V138H121V137H118L117 135L115 136V135H112L111 133H113L112 131H114V133H115V131H116V129L117 128H119L118 127V125H113V121H112V119H110L109 121L110 122H112V128H114L115 126H117V128L115 129V130H113L112 129V131H110V128H109V131H108V129L105 127L106 125H103V118H101L102 120H101V125H103L102 127H105V128H103L104 130L106 129V131H105V134H107L106 132L108 131V135L106 136V137H110L108 140H106V141H104V139L106 138V137H104V139L102 140L103 141V145L105 146H103L102 145V143H101V141H99V145L97 146V147H95L94 149H97V148H99V146L100 145H102L103 147L102 148H100V149H97V152L98 153H101L100 155L99 154H97V152H95V151H93L92 149H90V148H87L88 146L90 147V145H88L87 144V142H86V140H84V142L87 144H83V146L85 145V146H87V147H85L86 148V151H89V155L88 154H86V153H88V152H86L85 153V150H82V149H80V151H82L81 152V154H86L85 156L84 155H82V157H78L81 161H82V158H83V161H82V163H79L80 162V160L78 159V158H76V156H74V155H72V154H74V153H78L77 151H72V149L73 148H71V147H73V146H75V145H73V146H71L72 144H76V143H71L70 144V142H72L73 140L71 139V138H67V140H65V138L63 137V136H66V134L64 133V132H66V131H64L62 134H61V137H63L64 138V142L66 143V144H64L65 146H68L67 145V142L69 143V147H68V150L67 149H64V148H67V147H65V146H55L56 148H54V147H52L51 148V146L50 145H52V144H50V143H52L51 141H49V142H47L46 144L47 145H45V143H44V148L43 149H41L40 147H42V145H43V141L44 142H46L47 140L46 139H43V137H45V135H44V133H46L47 132V129H46V127H48L47 125H51L49 122H47V120H49V121H51V119H53V118H50L49 117V115L51 114V111H49L50 113H46V112H48L47 110H48V107L50 106V104L49 103H52V102H50L49 100H51V101H53V102H55L56 103V105H57V103L58 102H56V95H58L57 97H59L60 95L62 96L63 94L65 95V98H67V99H65L64 100V95L62 96V98L60 99V98H57L58 100L57 101H59L60 100V102H63L64 101V103H65V101H66V104L65 105H68L69 107H70V109H71V106H73L72 108H73V110H75V107L74 106H77L76 107V109L78 108V110H79V108H80V106L79 105H75V103H73L72 102V99H73V96H72V98H69L68 96H70L71 95V92H69V91H71V90H67V88H71L72 89V83H71V81L73 80V78L72 77H76V76H74V75H72V74H66ZM70 75H72V76H70ZM135 75V74H134ZM140 75V74H139ZM142 76H143V74H141ZM140 75V77L139 78H141L142 76ZM150 75V73L148 72V76ZM200 75V74H199ZM238 75V74H237ZM240 75V74H239ZM16 76V75H15ZM25 76H28V75H26L25 74ZM70 76V77H69ZM78 76V75H77ZM81 77H82V74L80 75ZM86 76H88V75H86ZM153 76V74H152V77H154ZM213 76V75H212ZM246 76V75H245ZM249 76V75H248ZM9 77V80L7 79ZM23 77V76H22ZM21 76L19 77V74H18V78H22ZM36 77V76H35ZM35 77H33V78H35ZM84 77V76H83ZM89 77V76H88ZM88 77L86 78V80L88 79ZM94 77V76H93ZM130 77V76H129ZM134 77V76H133ZM144 77V76H143ZM151 77V76H150ZM151 77V78H152ZM221 77V76H220ZM244 77V76H243ZM11 78H12V76H11ZM41 78V79H42ZM144 78H146V77H144ZM161 78V77H160ZM13 79V78H12ZM40 79V80H41ZM48 79V80H47ZM58 79H60V77L58 78ZM75 79V78H74ZM85 80V78H80V80ZM134 79V78H133ZM132 79V81H135V79L133 80ZM150 79V78H149ZM153 79V78H152ZM155 79V78H154ZM156 79H158V77H156ZM76 80V81H75ZM75 80H73V81H75V82H73V83H75L74 85H80V84H78V82L77 81H79L78 79H75ZM83 80V81H84ZM92 80H95V79H92ZM138 80V78H136V82L137 83H139L140 81H137ZM15 81V80H14ZM13 81V82H14ZM45 81H47V82H45ZM65 81H67L66 83H65V85H66V87H67V85H69L70 83V87H65V85H64V82ZM146 81V80H145ZM157 81H159V80H156V82ZM9 82V83H10ZM63 82V83H62ZM77 82V83H76ZM85 82V81H84ZM92 82V81H91ZM90 82V84H91V86L94 84V82L93 83H91ZM141 82H142V79H141ZM154 82V81H153ZM155 82V83H156ZM176 82H179V81H176ZM183 82V81H182ZM16 83V82H15ZM62 84L63 85V87L64 88H66V90L67 91H65L64 90V88L62 89L61 87V85H59V84ZM87 83H88V81H87ZM96 83V82H95ZM130 83H132V82H130ZM9 86H8V85ZM133 84V83H132ZM132 84H128V86L130 87L131 86V89H135V86L138 88V86L140 85H138V84H136L135 82H134V87H133V85ZM146 84H149V83H146ZM152 84V83H151ZM172 84V83H171ZM179 85H180V83H178ZM39 85H41L40 87H42L43 86V88L42 89H40V87H39ZM73 85V86H74ZM76 85V86H77ZM83 86L82 87H80L79 86V88H78V91H79V93H80V91L82 92V90H79V89H82L83 87L85 88V91H84V94H85V92H87V90H86V86H88V84L86 85V84H82ZM86 85V86H85ZM176 86H178L177 85V83L175 84ZM175 85H173V86H175ZM3 86V87H2ZM13 85L11 84V90H12V88H14L15 86H17V88H18V85H14L13 87H12ZM28 86V85H27ZM35 86V87H34ZM45 86V87H44ZM61 86V87H60ZM75 86V87H76ZM90 86V85H89ZM127 86V87H128ZM150 86V85H149ZM151 86H153V85H151ZM150 86V87H151ZM155 86V85H154ZM154 86L152 87L153 89H154ZM182 86V85H181ZM2 87V88H1ZM34 87V88H33ZM39 87V88H38ZM180 87V86H179ZM44 88H45V90H44ZM47 88V89H46ZM60 88H61V90L62 91H60ZM74 88V87H73ZM84 88H83V90H84ZM94 88V87H93ZM123 88V87H122ZM157 88V87H156ZM87 89H88V92H90L91 93V89H90V87H87ZM140 89V88H139ZM142 89V88H141ZM141 89H140V91H141ZM158 89L159 90H161L159 87H158ZM157 89V90H158ZM179 90H180V88H178ZM182 89V88H181ZM10 90V89H9ZM14 90V89H13ZM152 90V89H151ZM165 90V89H164ZM26 91V90H25ZM63 91H65L66 93L67 92H69L70 93V95H68V94H66V93H64ZM183 91V90H182ZM259 91V90H258ZM263 91V90H262ZM74 92V91H73ZM76 96H77V98H78V93H77V87H76ZM74 92V93H75ZM87 92V95H85V96H83V95H80L79 94V97L81 96L82 97V99H81V97H80V99L79 100H81L82 102V105H83V100H85V99H83V97H85V98H87L85 101H87L88 102V99H90L89 98V96H90V94ZM130 92V91H129ZM143 92H144V89H143ZM145 92H147V91H145ZM144 92V93H145ZM152 92H154L153 90H152ZM168 92H169V90H168ZM171 92H172V89H171ZM174 92L177 94L178 93V91L176 90H174ZM174 92H172L173 94H174ZM14 93H16V89H15V92ZM26 93V94H27ZM63 93V94H62ZM93 93V92H92ZM137 93V92H136ZM154 93H160V95L162 96L163 94V92L161 93V92H157L156 90H155V92ZM154 93L152 94V95H154ZM170 93V92H169ZM169 93H167V94H169ZM171 93V94H172ZM229 93V92H228ZM236 93H238V92H236ZM7 94V95H8ZM12 94V95H11ZM60 94V95H59ZM82 94V93H81ZM138 94V93H137ZM166 94V95H167ZM182 94V93H181ZM181 94H180V96H181ZM11 95V96H10ZM68 95V96H67ZM141 95H142V93H141ZM155 95H157V94H155ZM160 95H159V98H158V95H157V97L156 96H154V98H156L155 100L157 101H155V102H153L152 100H154V99H152L151 100V98L150 99H146V98H144L143 96V99H142V102L141 103H144V104H146V105H148L149 103H151L150 105L153 107V108H151V106H149L151 109H150V113H151V110H153V111H155V104H157L158 103V105H160V107L159 108H161V106H162V102H164L163 101V98L162 97H160ZM257 95V94H256ZM261 95V94H260ZM19 96H21L20 94H19ZM67 96V97H66ZM87 96V97H86ZM145 96V95H144ZM171 96V95H170ZM169 96V97H170ZM173 96V95H172ZM177 95H175L174 97H176ZM237 96V95H236ZM238 96H239V94H238ZM250 96V95H249ZM5 97V98H4ZM52 97H53V99L55 98V100H52ZM71 97V96H70ZM122 97V96H121ZM133 97V96H132ZM148 97H150L149 95H148ZM164 97V96H163ZM228 97V96H227ZM77 98L75 99V97H74V102H76L77 104L79 103V102H77ZM178 98H179V95H178ZM182 98V97H181ZM230 98V97H229ZM232 98V97H231ZM253 98H254V96H253ZM63 99V101H61ZM69 99H71V101L69 100ZM157 99H161V100H157ZM171 99V100H170ZM173 98H169V101H171L169 104H171L172 102V104L174 105V107H175V104L174 103H178L176 100V102H174L173 100H172ZM174 99H176V98H174ZM13 100V99H12ZM46 100H48V105H47V101ZM120 100V99H119ZM145 100V101H144ZM152 102H151V101ZM165 100V99H164ZM181 100H186V99H181ZM191 100V99H190ZM229 99H227V107H229V109L227 108L226 110H222V112H224V114L226 113V111H227V113L228 112H231V114L230 113H228L229 115H223L224 116V118H225V116L226 117H228V116H230V115H233L234 116V114L236 115V113L238 112V114L242 111V110H244V108L241 110V108H239V107H234V102H231V99H230V101H228ZM238 100V99H237ZM243 100V99H242ZM251 100V99H250ZM46 101V102H45ZM70 102V105L69 104H67V102ZM85 101H84V103H85ZM92 101V100H91ZM121 101V100H120ZM119 101V103L121 104L122 103V101L120 102ZM148 101V102H147ZM159 101L161 102V103H159ZM169 101H166L165 103L168 105V103L167 102H169ZM224 101H225V98H224ZM234 101V100H233ZM258 101V100H257ZM60 102L58 103V105L60 104ZM128 102V101H127ZM133 102L135 103V104H137V106H135V109L138 107V103H136V100L134 101H131V104H130V101H129V106L131 107V109H130V107L127 105L128 103H126L125 104V102H124V105L126 106L127 105V108L126 109H128V112H130V111H132V108H133ZM146 102V103H145ZM187 102V103H186ZM46 103V104H45ZM72 103V104H71ZM155 103V104H154ZM165 103L163 104V106L165 105ZM188 103H189V101H184L183 102V104H184V110H183V104H182V101H180V108H182L181 110L185 113V112H187V111H185V110H188V107L187 106H189L188 105ZM228 103L230 104V105H228ZM45 104V105H44ZM62 105H63V103H61ZM61 104L59 105V107L61 106ZM74 104V105H73ZM80 104V103H79ZM119 104V105H120ZM171 104V105H172ZM177 104V105H178ZM187 104V105H186ZM233 104V105H232ZM238 104H241V102H237L236 103V105L237 106H240V105H238ZM246 103H242L241 105L244 107V105H245ZM53 105V104H52ZM64 105V106H65ZM111 105H112V103H111ZM123 105V104H122ZM141 105H143V104H140V106ZM167 105H165L166 107H167ZM186 105V106H185ZM232 105V106H231ZM235 105V106H236ZM44 106H45V108H47V109H45L44 108ZM48 106V107H47ZM55 106V105H54ZM68 106H66L67 107V109H68ZM79 106V107H78ZM125 106H123L122 108V110H124V108H125ZM163 106H162V109H163ZM164 106V107H165ZM182 106V107H181ZM225 106V107H226ZM254 106V105H253ZM66 107H63L65 110H66ZM82 107V106H81ZM110 108L111 106L109 105H107V108ZM113 108L115 107V105H114V103H113V106H112ZM129 107V108H128ZM171 107V106H170ZM173 106L171 107V108H174ZM178 107V106H177ZM187 107V108H186ZM233 108L231 111H230V108ZM246 107V106H245ZM249 107V106H248ZM54 107H52V109H53ZM56 108V107H55ZM109 108H108V111H109ZM119 108V107H118ZM139 109H141L142 110V108H140V107H138ZM138 108L136 109V112H135V109L133 108V110L134 111H132V114H134L133 112H135V113H137L138 111ZM222 108H224V107H222ZM235 108L236 109H240V111L238 110H236L235 111ZM50 109V108H49ZM117 108H115V110H116ZM124 110V111H126L127 112V110ZM129 109H130V111H129ZM144 106H143V112L144 113H146L145 111H144ZM169 109V108H168ZM175 109H177V108H174V110ZM192 109V108H191ZM248 109V108H247ZM255 109H257V108H255ZM262 109V108H261ZM263 109H264V107H263ZM44 110H45V112H44ZM77 110V111H78ZM81 110H82V108H81ZM121 110V111H122ZM146 110V109H145ZM157 110H158V107H157ZM157 110L155 111V113L157 112ZM164 110H166V109H164ZM171 110V109H170ZM170 110H167V111H170ZM172 111V112H174L173 114L171 113H169V115H171V119H168V115L166 114L167 113V111H165V114L163 115V117H164V119H166L167 120V122H170V121H168V120H171L172 121V119L175 121V123L176 122H178L179 123V121L178 120H180V121H183V119H184V122H182V124L184 123V125H185V122H186V126L188 127L189 125H187L188 124V122H189V120H190V122L189 123H193V125L195 124V126L197 125H199L198 127L196 126H190V127H188L189 129L190 128H192V130L193 131H196V133L195 134H197V135H201L202 136V134L204 133V134H206V135H208L209 134V132H211V134L210 135H212V136H210V135H208L207 137H206V135H204L203 137L205 138H203L205 141H203V140H201L202 142H204V143H201V145H200V149H198V152H199V150H201L202 148V145H203V147H204V145H205V147L204 148H206V146L207 145H210V150L208 149V148H206V149H204V151L205 150H207V153H208V151H209V153L210 152H213L214 150H215V146H214V143L213 142H211L210 140H212V138H213V134L215 135L214 136V138L216 137V136H218V134H217V132H219V130L220 129H218V127H220L219 125L220 124H218L216 127H215V124H214V128L211 126V128H213V129H211L210 127H209V125L208 124H211V122H210V120H207V115H202V117H201V119L200 120H198L200 117H199V114L200 113H198V112H196V113H198V116H197V114L196 115H192L193 117H194V121H191V120H193V117H191V115H189V112L188 113H185L186 115H184L183 114V116H181L182 115V113H181V111H180V114L179 113H177L176 114V111L177 112H179L178 110H179V108L177 109V110H175V111ZM193 110V109H192ZM191 110V111H192ZM229 110V111H228ZM250 110H251V108H250ZM253 110V109H252ZM68 111H70L69 109H68ZM72 111V110H71ZM120 111V112H121ZM122 112L121 114H123V113H125V112ZM142 111L140 112V113H142ZM163 111V110H162ZM188 111H190V108H189V110ZM191 111H190V113H191ZM234 111V112H233ZM76 112V111H75ZM110 112V111H109ZM117 112V111H116ZM119 112V111H118ZM138 112V113H139ZM193 112V111H192ZM232 112L234 113V114H232ZM248 112H249V110H248ZM251 112V111H250ZM104 113H105V115H106V113H107V109H106V112L104 111ZM112 113H114L113 112V109H112ZM112 113H110V115L112 114ZM137 113V114H138ZM162 113L161 114H158V115H160V116H162ZM214 114H216V112H213ZM226 113V114H227ZM49 114V115H48ZM120 114V113H119ZM120 114V115H121ZM126 114V113H125ZM124 114V115H125ZM128 114V113H127ZM130 114V113H129ZM127 115V116H131V114L130 115ZM137 114H134V115H136V116H133V117H136V120H137V118H139L140 116L139 115H137ZM148 114V113H147ZM146 114V115H147ZM156 114V115H157ZM179 114V115H178ZM193 114H194V112H193ZM254 114V113H253ZM48 115V116H47ZM113 115V114H112ZM123 115V116H124ZM156 115H155V117H152L153 116V113H152V116H151V114H150V116L153 118V121H152V123L151 122H149L148 123V125L150 126L151 124L154 126L155 124V126H157L158 128H161L163 125H161L162 123H159L160 124V127H159V124H157L158 123V120H159V118H162V117H159V116H157L156 117ZM167 115V116H166ZM174 117H173V116ZM240 115H241V113H240ZM262 115H264V112H263V114ZM104 116V115H103ZM149 116V115H148ZM178 116V117H177ZM189 116H190V119H189ZM195 116H196V118H195ZM205 117V119H204V117ZM217 116V115H216ZM221 115H219L218 117L220 118V119H222L223 118V116H221ZM49 117V118H48ZM52 117V116H51ZM109 117V116H108ZM108 117H106L107 118V120H108ZM110 117H112V116H110ZM121 117V116H120ZM119 117V118H120ZM126 117V116H125ZM170 117V116H169ZM180 117H182L181 119H179ZM183 117H185V118H183ZM212 117H215L213 114H212ZM254 117H256V116H254ZM114 120H116L115 118H118L117 116H115V118L114 117H112ZM128 119H129V117H127ZM132 118V117H131ZM145 118L146 119H149L147 116H143V119H141V120H145ZM157 118V119H156ZM178 118V119H177ZM187 118L189 119V120H187ZM224 118H223V120L221 121V120H219V121H221L222 122V124H226V120H224ZM229 118V117H228ZM233 119L235 118V116L234 117H232ZM259 118V117H258ZM47 119V120H46ZM125 119V118H124ZM154 119H156L155 121H156V123H153V122H155L154 121ZM204 119V120H203ZM214 119V118H213ZM217 118H215V120H216ZM226 119V118H225ZM254 119V118H253ZM46 120V122H44ZM104 120H105V116H104ZM119 120V119H118ZM120 120H122L121 118H120ZM119 120V121H120ZM131 120H133V118L132 119H129V122L131 123V125H134V126H136V131L137 130H139L138 128L140 127V125H139V123H138V125H139V127H138V125H137V123L135 122V120H133L136 124H134ZM150 120V119H149ZM148 120V121H149ZM202 120V122L203 121H208V122H210V123H206V126L208 125V127L211 129H207V130H205V129H203L202 128V125L205 123V122H203V124H201L200 125V123L198 124V121H201ZM214 120V121H215ZM227 120H229V119H227ZM231 120V119H230ZM242 120V119H241ZM241 120H240V118H239V123H243V122H241ZM109 121H105V123H107V124H109L110 122ZM119 121H118V123H119ZM125 121H127V120H125ZM159 121H161L162 122V120L160 119ZM188 121V122H187ZM233 121V120H232ZM231 121V122H232ZM238 121V120H237ZM243 121V120H242ZM30 122H32L33 124H31ZM98 122V121H97ZM100 122V121H99ZM128 121H127V123H129ZM139 122V121H138ZM146 122V120L143 122V124H146L145 123ZM197 124H196V123ZM175 123H174V125H175ZM178 123L176 124L177 126H179L178 125ZM218 123V122H217ZM238 123V122H237ZM237 123H235V122H232V127H234V124H237ZM255 123H256V120H255ZM253 124V125H251V126H253V127H256L255 125L256 124ZM44 124V125H43ZM95 124V123H94ZM98 124V123H97ZM121 124V123H120ZM120 124H119V126H120ZM164 124V123H163ZM170 125L168 126V127H170V129L174 126L173 125V122H172V125H171V123H169ZM227 124H228V122H227ZM246 123L244 122V125H245ZM45 125H46V127H45ZM52 125H53V123H52ZM111 125H109V127L111 126ZM151 125V126H152ZM165 125V124H164ZM184 125H183V127H184ZM190 125H192V124H190ZM213 125V124H212ZM239 125V124H238ZM257 125H258V123H257ZM56 128H57V126L56 125H54ZM99 126H100V124H99ZM114 126V127H113ZM124 125H122V127H123ZM143 126H145V125H143ZM152 126V127H153ZM166 126V125H165ZM165 126H163V128L165 127ZM181 126V125H180ZM205 125H204V127H206ZM236 126V125H235ZM52 127V126H51ZM54 127V128H55ZM108 127V126H107ZM122 127H121V129H122ZM142 127V126H141ZM140 127V128H141ZM147 128H148V126H146ZM193 127H195V128H193ZM199 127H201L202 129H199V130H197ZM221 127H222V125H221ZM223 127H224V125H223ZM229 126H227V128H228ZM231 127V126H230ZM231 127V128H232ZM244 127V126H243ZM246 127V126H245ZM249 128H250V126H248ZM253 127H252V130H253ZM50 128V127H49ZM53 128V127H52ZM95 128V127H94ZM100 128V127H99ZM98 128V129H99ZM123 128H125V127H123ZM132 128H134L133 126H132ZM143 128V127H142ZM146 128V129H147ZM150 129H152L151 127H149ZM147 129V131H146V129H145V127H144V130L142 131V129H140V132L142 131L143 133H141V137H142V139L144 138H146L147 139V137L146 136H144L145 134H148V132H151L152 130H150V129ZM155 128V127H154ZM153 128V131L155 130H159V129H157V128H155L154 129ZM217 128V130H215ZM226 128V127H225ZM226 128V129H227ZM238 128V127H237ZM261 128V127H260ZM45 129H46V131H45ZM61 129V128H60ZM127 129H128V127H127ZM173 129H174V127H173ZM182 129V130H181ZM222 129V128H221ZM242 129V128H241ZM255 129V128H254ZM262 129V128H261ZM101 130V129H100ZM104 130H103V133H102V135L104 136L105 134H104ZM126 130V129H125ZM125 130H124V132L123 133H126L125 132ZM150 130V131H149ZM162 130V129H161ZM161 130H159L160 132H161ZM200 130H202V131H200ZM204 130V131H203ZM213 130V131H212ZM228 130H231V129H228ZM233 131L235 130V129H232ZM243 130H244V128H243ZM49 131V130H48ZM52 132H53V129L51 130ZM51 131H49V133L48 134H51ZM57 131V129H55V132ZM102 131V130H101ZM120 131V129L117 131V132H119ZM164 133H165V131H166V128H165V130H162ZM171 131V130H170ZM185 131V133H183ZM199 131V132H198ZM217 131V132H216ZM222 131V130H221ZM220 131V132H221ZM224 131H225V129H224ZM236 131H237V129L234 131L235 133H236ZM244 131H246V130H244ZM58 132H59V130H58ZM111 132V133H110ZM168 132V131H167ZM167 132L165 133V134H167ZM201 132V133H200ZM205 132H208V133H205ZM213 132V133H212ZM226 132H227V130L225 131V134H226ZM233 132V133H234ZM241 132V131H240ZM127 133H128V131H127ZM133 133V132H132ZM170 133V132H169ZM216 133V134H215ZM223 133V132H222ZM230 133V132H229ZM233 133H230L229 135H230V137L232 136L231 134H233ZM242 133V132H241ZM243 133H245V132H243ZM55 134V133H54ZM53 133H52V135H54ZM109 134H110V136H109ZM119 134H121V133H119ZM118 134V135H119ZM128 134H130V133H128ZM137 134H138V131H137ZM140 134V133H139ZM138 134V135H139ZM164 134V135H165ZM224 134V139L222 140V141H224L225 140V138H226V141H229V139H230V137H228V139H227V137H226V135ZM47 135V134H46ZM60 135V134H59ZM95 135V134H94ZM134 135V134H133ZM138 135H137V138H138V140H139V137H138ZM163 135V136H164ZM197 135H195V136H197ZM229 135H227V136H229ZM70 136V135H69ZM72 136V135H71ZM115 136V137H114ZM140 136V135H139ZM211 138H210V137ZM223 136V135H222ZM243 136V135H242ZM245 136V135H244ZM60 137V136H59ZM61 137H60V139H61ZM102 137V136H101ZM114 137V138H113ZM128 137H129V139H128ZM131 137H133V136H131ZM164 137H169L168 136V134L166 135V136H164ZM171 137V136H170ZM186 137V136H185ZM219 137V136H218ZM218 137H216L215 139H216V141H217V138ZM238 137V136H237ZM46 138V137H45ZM57 138V137H56ZM103 138V137H102ZM101 138V139H102ZM135 138V137H134ZM179 138H180V136H179ZM201 138V137H200ZM206 138H209L210 140H209V142H208V144H207V142H206ZM213 138V139H214ZM253 138V137H252ZM256 138V137H255ZM47 139H50V136H49V138H47ZM57 139H59V138H57ZM70 139V140H69ZM121 139H123L122 141H124L125 142V137H123V135H122V138ZM144 139H143V141H144ZM146 139H145V141H146ZM202 139V138H201ZM231 139H233V138H231ZM230 139V140H231ZM250 139V140H249ZM43 140V141H42ZM88 140V139H87ZM111 140H110V143L108 142L107 144L109 145H111L112 147H113V145L116 147V148H120L119 147V144H122L120 141V139H118L119 140V144L116 146L115 145V142L116 141H118V140H116L115 139V142H114V144H111V143H113V142H111ZM131 140V138H130V136H128L127 135V137H126V141L127 142H129ZM132 140H133V138H132ZM131 140V141H132ZM219 140H220V137H219ZM218 140V141H219ZM255 140V139H254ZM42 141V142H41ZM70 141V142H69ZM77 141V140H76ZM82 141H83V139H82ZM81 141V142H82ZM90 141V139L88 140V142ZM92 141H93V139H92ZM92 141H91V143H92ZM144 141V142H145ZM161 141H163V142H161V149L163 148L162 146L163 145H165V141L162 139ZM208 141V140H207ZM234 141V140H233ZM54 142V141H53ZM59 143H60V141H58ZM74 142V141H73ZM94 142H95V139H94ZM93 142V143H94ZM106 142V143H105ZM127 142H125V143H123V147H124V144H125V148H128L129 147V144L127 143ZM133 142V141H132ZM183 142V143H182ZM206 142V143H205ZM242 142V141H241ZM258 142H257V146H259L258 145ZM42 143V144H41ZM57 143V142H56ZM101 143V144H100ZM105 143V144H104ZM162 143H163V145H162ZM180 143H182V144H180ZM184 143H186L185 145H184ZM211 143V144H210ZM219 143H220V141H219ZM226 143L227 142H224V147L226 148L227 147V145H226ZM249 143H250V145H249ZM41 144V145H40ZM49 144V145H48ZM63 145V143H62V141H61V143H60V145ZM106 144V145H107ZM126 144H128V146L126 145ZM172 144V145H171ZM207 144V145H206ZM235 144V143H234ZM254 144V145H253ZM54 145V144H53ZM134 144H132L131 143V147L133 146ZM165 145V146H166ZM168 145H167V147H168ZM174 145V146H173ZM219 145V144H218ZM46 146H50L49 147V149H48V147L47 148H45ZM76 146H77V144H76ZM91 146H92V144H91ZM110 146V147H111ZM121 147H122V145H120ZM127 146V147H126ZM143 146V145H142ZM141 146V147H142ZM164 146V147H165ZM185 146L187 147V148H185ZM256 146V147H257ZM64 147V148H63ZM110 147H106L107 149L109 148L110 149ZM111 147V148H112ZM115 147H113L114 149H116ZM140 147V148H141ZM221 147H222V144H221ZM223 147V149H224V151H223V149L222 148H220V150L222 151V153H221V151H219V153H218V156L220 157V158H224L223 157V152H224V155H225V157L226 156H229L228 154H225V153H227L228 151H226V150H228L227 148H226V150H225V148ZM255 147V148H256ZM63 148V149H62ZM69 148H71L70 150H69ZM76 148V147H75ZM74 148V149H75ZM80 148H82V145H81V143H80ZM92 148H93V146H92ZM135 148V147H134ZM134 148L132 147V149L134 150ZM173 148H175V149H173ZM180 148V146L178 147V149ZM212 148V149H211ZM218 148H219V146H218ZM218 148H217V150H218ZM242 148V147H241ZM243 148V149H244ZM264 148V147H263ZM44 149H47V150H49V153H47V152H45V150ZM51 149V150H50ZM79 148H77V149H75V150H78ZM83 149H84V147H83ZM89 149V150H88ZM131 149V150H132ZM166 149V148H165ZM168 149V148H167ZM166 149V150H167ZM203 149H202V152H204L203 151ZM214 149V150H213ZM233 149V148H232ZM236 149V148H235ZM257 149H258V147H257ZM260 149V148H259ZM42 150H44V152L47 154H45V153H43V151ZM90 150L92 151V154H90ZM99 150H101V151H99ZM129 150H130V148H129ZM131 150H130V152H131ZM133 150H132V152H133ZM159 150V149H158ZM187 150V151H186ZM234 150V149H233ZM63 151H64V154L66 153V155L65 156H67L69 153H71V152H74V153H71L70 155L72 156V157H70L71 158V160H70V158L68 157V159H69V161L70 162H72V166H70V164H67V162H63L62 161V154H63ZM65 151H67V152H65ZM68 151H69V153H68ZM80 151H79V153L78 154H80ZM108 151V150H107ZM139 151H141L140 149H139ZM152 152H153V150H151ZM159 151H161L162 152V150H159ZM226 151V152H225ZM232 151V150H231ZM235 151V150H234ZM84 152V153H83ZM95 152V156L97 157L98 155H99V157H101V156H103L104 154H106V155H104L103 157H106V158H108V157H110L111 159H112V157H113V159H112V161L113 160H115L113 163H114V165L117 167V168H120V170L122 171V174L123 175H121L120 173L121 172H119V170L118 169H116L117 171V173L119 172V174H116V172H115V174L114 173H112V171H115V170H112V169H110L109 168V166H111V163H112V161H111V163H108V164H110L109 166H107L106 164H105V167H104V164H102L101 163V166L103 165V169L102 170H99V172H95V170L94 169H92V170H94L93 172H92V170L90 171V165H88V162H92V160L91 159H93V160H98L99 159V157H97V158H94L95 156L93 155V153ZM128 152V151H127ZM129 152V153H130ZM152 152H151V154H152ZM155 152V151H154ZM153 152V154H155ZM195 152V151H194ZM193 152V153H194ZM198 152H196L195 154L197 155V154H199ZM262 152H264V151H262ZM68 153V154H67ZM126 153V152H125ZM137 153V152H136ZM159 153V152H158ZM183 153V154H182ZM207 153H205V154H207ZM213 153H215V151L213 152ZM229 153H233V151L232 152H230L229 151ZM235 153H236V151H235ZM63 154V155H64ZM80 154V155H81ZM97 154V155H96ZM127 154V153H126ZM132 155L134 154V156H137V155H139L140 156V158L142 159V156H141V154L140 153H138V154H136L135 155V150H134V153H131ZM130 154V155H131ZM211 154V153H210ZM234 154V153H233ZM262 154V153H261ZM76 155V154H75ZM80 155H78V156H80ZM87 155H88V158H86L87 157ZM91 155L93 156V157H91ZM124 155V154H123ZM128 155V154H127ZM131 155V159H132V156ZM145 155V154H144ZM209 155V154H208ZM215 155V154H214ZM65 156H63L64 158H65ZM108 156V157H107ZM125 156V155H124ZM139 156H137L136 157V159L138 160V157ZM191 156V157H190ZM194 156V155H193ZM201 156V155H200ZM203 156H204V154H203ZM234 155H232V157H233ZM257 158H256V157ZM263 155H261V157H262ZM84 157H85V160L87 161V160H89L90 158V160L86 163V161L84 160ZM90 157V158H89ZM102 157V158H103ZM121 157H123V156H119L118 158H121ZM126 158H128V160H131V159H129L130 158V156L128 155V157L127 156H125ZM144 157V156H143ZM163 157V158H162ZM189 157V158H188ZM196 157V156H195ZM207 158H208V156H206ZM205 157V158H206ZM214 157L213 155L212 156H209V161H207L205 164L207 165V166H209V164L210 163H215L214 162V158L212 159V158ZM235 157V156H234ZM260 157V156H259ZM260 157V158H261ZM61 160H60V159ZM72 158H75V159H78L79 160V162H78V160L76 161V160H74V163H73V160H72ZM145 158V157H144ZM149 158H150V156H149ZM150 158V159H151ZM206 158V159H207ZM212 159V161H211V159ZM229 158V157H228ZM260 158H258V159H260ZM134 159H135V157H134ZM164 159V160H163ZM174 160V162H173V160ZM196 159V160H197ZM203 159V158H202ZM205 159V160H206ZM225 159V158H224ZM235 159H236V157L233 159L234 161H235ZM258 159H257V161H258ZM262 159V158H261ZM263 159H264V156H263ZM31 160L33 161V163L31 162ZM108 160V159H107ZM157 160H159V162H160V164H159V162L157 161ZM170 160H172V167H171V169H169V171H167L168 170V168H170L169 167V163L171 164V161ZM204 160V159H203ZM30 161V162H29ZM68 161V162H69ZM101 161H105V160H102L101 159ZM110 161V160H109ZM134 160H132L131 162H133ZM136 161V160H135ZM141 161V160H140ZM154 161V163L153 164H151L152 162ZM155 161H157L156 163H155ZM170 161V162H169ZM238 160H236V163H238L239 162ZM262 161V160H261ZM29 162V164H33L32 165V169H31V165L29 166L27 163ZM83 162L84 163H86L87 165H88V168L89 169H87V167L85 168V164H84V166L82 165L83 164ZM100 162V161H99ZM106 162V161H105ZM203 165L202 166H204V163L203 162H205V161H200ZM77 163H79L78 165H75L76 167H74V164H77ZM93 163V162H92ZM98 163V162H97ZM123 163V164H122ZM188 163V164H189ZM208 163V164H207ZM212 163V164H213ZM233 163V162H232ZM247 163V162H246ZM27 164V165H26ZM64 164V165H63ZM68 165V166H66V165ZM95 164V162L93 163V165ZM137 163H135V165H136ZM142 164V163H141ZM143 164H142V166H143ZM156 164V165H155ZM160 166L161 164L163 165V166H161V168H163L166 172H168V175H162L161 177L163 178V176H166V177H164L163 178V180L161 179V181H154V179H150V175H151V173L150 172H156V171H159V170H162V169H160V167L158 166V165ZM186 164V165H185ZM198 164V163H197ZM196 164V166H199V165H197ZM211 164V165H212ZM256 164H257V166H258V163L256 162ZM260 164V163H259ZM264 164V163H263ZM263 164H261L262 166H263ZM28 167V168H26V166ZM35 165V166H34ZM79 165H82V167H84L85 168V170L87 171L86 172V174H85V172L83 173V174H85V176H82V177H86V175L87 174H89L88 172H90V177L88 178V177H86V178H82V182L84 183V186H82V188H81V186H80V184H78V183H80L79 181V176H81V175H79V172L77 171L76 172V170H75V168H77V170H79V168H80V166ZM92 165V166H93ZM98 165V164H97ZM113 165V164H112ZM122 165V166H121ZM127 165V164H126ZM168 165V166H167ZM206 165L204 166V167H202L201 166V168L202 169H204L205 168V170L203 171L204 172V174H206L205 173V171H206V169L207 168H209V167H207L206 168ZM217 165V164H216ZM233 166L232 167H234V164H232ZM237 165V166H236ZM79 168H78V167ZM98 166H100V164L98 165ZM115 166H113V167H115ZM138 166V165H137ZM188 166V165H187ZM214 166H215V164L212 166V168H210L211 170H210V173H212L214 170H215V168H214ZM246 166V167H245ZM253 166V165H252ZM252 166H250L251 167V169H252V171H251V173L253 172V169H254V167H252ZM254 166H255V164H254ZM94 167H95V165H94ZM140 167V166H139ZM189 167V166H188ZM190 167H192V165H190ZM211 167V166H210ZM243 167L245 168V170L243 169ZM256 167V166H255ZM30 168V169H29ZM84 168H81V169H83L84 170ZM101 168V167H100ZM105 168H108V169H106L105 170ZM198 168V167H197ZM196 167H195V165H194V170L195 169H197ZM200 168V169H201ZM214 168V170H212ZM97 169V168H96ZM141 169V170H140ZM190 169V168H189ZM200 169H198L199 171H198V173H199V175L201 176V174H203V172H202V170L200 171ZM235 168H233L231 171L233 172V171H235L234 170ZM240 169H242V170H240ZM259 169V168H258ZM264 169V168H263ZM263 169H261V170H263ZM83 170H81L82 172H83ZM84 170V171H85ZM89 170V171H88ZM98 170H96V171H98ZM124 170V169H123ZM163 171V170H162ZM161 171V172H162ZM164 171V172H165ZM185 171H187L186 173H185ZM196 171V170H195ZM255 171H257V169H255ZM260 171V170H259ZM259 171L257 172V175H258V173H259ZM81 172V173H82ZM91 172H92V174H91ZM125 172V171H124ZM127 172V173H128ZM134 172V173H133ZM149 172V173H148ZM190 172V173H189ZM188 172V176H190L189 174H191V175H193V173H197V172H194L193 170H190ZM192 172V173H191ZM207 173L209 172V171H206ZM215 173L211 176V178L212 179H214V178H217V177H219L220 176V174H221V172L219 173V170L218 169H216L215 171H214ZM75 173V174H74ZM78 173V174H77ZM152 173V174H153ZM185 173V174H184ZM198 173L197 174H195L194 176L196 177L197 175H198ZM201 173V174H200ZM237 173V172H236ZM255 173V172H254ZM77 174V175H76ZM149 174V175H148ZM167 174V173H166ZM261 174H259L258 175V177H260V179H261ZM207 175V174H206ZM211 175V174H210ZM229 175H232V173L231 174H229ZM228 175V176H229ZM237 175V174H236ZM256 175V174H255ZM153 176V175H152ZM155 176V175H154ZM208 176V175H207ZM235 176V177H234ZM76 177V178H75ZM203 178V180L205 179V175L204 176H202ZM221 177V176H220ZM239 177V178H238ZM78 178V179H77ZM153 178V177H152ZM194 178V177H193ZM197 178H199V177H197ZM74 179H75V181H77V182H75L74 183ZM77 179V180H76ZM90 179H91V181H90ZM201 179V178H200ZM235 179H236V181H235ZM255 179H256V177H255ZM79 180V181H78ZM90 181V183H89V181ZM193 180H195V178L193 179ZM222 180H224V177H223V179H221L220 181H222ZM230 180V181H229ZM259 179L257 178V181H258ZM87 181V182H86ZM183 181H185V182H183ZM219 181V182H220ZM248 181V180H247ZM260 181V180H259ZM258 181V182H259ZM81 182V184H83ZM86 182V183H85ZM193 182V181H192ZM199 182V181H198ZM211 182V181H210ZM210 182H209V184H210ZM254 182V183H253ZM76 183H77V185H76ZM196 183H197V181H196ZM213 183L214 182H212V185H213ZM215 183H214V185H215ZM222 183H225L224 181L222 182ZM256 183V184H255ZM203 184V183H202ZM202 184H200V185H202ZM185 185V186H184ZM198 185V187H196V188H198L197 190L199 191V188H201V187H199L200 185L199 184H197ZM264 185V184H263ZM196 186V185H195ZM194 186V187H195ZM209 186V185H208ZM210 186H211V184H210ZM209 186V187H210ZM228 186V187H227ZM78 187H80L81 188V191H80V188H78ZM225 187H224V189H225ZM221 189L220 190H224V189H222L223 187H220ZM206 189V188H205ZM237 189H239V188H237ZM264 188L262 187V189L261 190H263ZM218 190H219V188H218ZM217 190V192H219ZM60 191V192H59ZM79 191L81 192V193H84V194H82L83 195V198L81 197L82 195H81V193H80V195L78 194L79 193ZM180 191V193H178ZM226 191V190H225ZM234 191V190H233ZM264 191V190H263ZM184 192V191H183ZM185 192H186V190H185ZM196 192V191H195ZM202 192H204V191H202ZM143 193V194H142ZM178 193V194H177ZM206 193V192H205ZM222 193H223V191H222ZM258 193V192H257ZM261 193H263L262 191H261ZM191 194V193H190ZM194 194H196V193H194ZM200 193H198V194H196V195H199ZM215 195H216V191H215V193H214ZM221 194V193H220ZM225 194V193H224ZM232 194H235V195H232ZM133 195H135L134 197H133ZM136 195L138 196L137 198H136ZM230 195V194H229ZM254 195H255V198H254ZM259 195H261L260 194V191H259ZM79 196V197H78ZM132 196V197H131ZM143 196V197H142ZM181 196V195H180ZM206 196V197H205ZM214 196V195H213ZM212 196V197H213ZM217 196H219V195H217ZM217 196H215V197H213V199H215ZM223 196V197H222ZM77 197V198H76ZM80 197L83 199V200H81V202L79 201L80 200ZM140 197V198H139ZM185 197V196H184ZM221 197L222 198H224L225 196L224 195H221ZM264 197V196H263ZM262 196L260 197L261 198V200L259 201V202H263L264 200L262 199L263 198ZM141 198H142V200H141ZM199 198H201V197H199ZM210 198V200H212V203L210 202V200H209V202H208V199ZM220 198V197H219ZM255 199L254 201H252V199ZM259 198V199H260ZM76 199V200H75ZM134 199H136L137 200V202H135L134 201ZM139 199H140V201H139ZM180 199V198H179ZM179 199H178V201H179ZM258 199V200H259ZM73 200L75 201V202H73ZM184 200V199H183ZM258 200H257V202H256V204L258 205L259 204V202H258ZM78 201H79V206H78V208H77V205H75L76 203H78ZM82 201H84L83 202V205H81L82 204ZM139 201V202H138ZM180 201H182V200H180ZM185 201V200H184ZM192 201H194V200H192ZM216 201V200H215ZM218 201V200H217ZM221 201V200H220ZM171 202L174 204V205H172L171 206ZM186 202H188V201H186ZM74 203V204H73ZM81 203V204H80ZM224 203H225V200H224ZM260 203V204H261ZM178 205V207H181V209H182V211L184 210V212L182 213V211H181V213L182 214H180V211L178 212V207H177V205ZM205 204V205H204ZM218 204V203H217ZM223 204V203H222ZM74 207H73V206ZM176 205V208L175 207H173V206H175ZM194 205V206H193ZM215 205H216V203H215ZM219 205H220V203H219ZM252 205V204H251ZM251 205H249L250 207H251ZM256 205V206H257ZM264 205V204H263ZM46 206H48V207H50L49 208V210L48 209H46V211H45V207ZM212 206H214V204L212 205ZM222 206V205H221ZM248 206V207H249ZM255 206V208H257L256 210H258V206L256 207ZM184 207H185V204H184ZM189 207H191V209L190 210H188L189 209ZM218 207V206H217ZM252 207H253V205H252ZM263 207V206H262ZM70 208H72V209H75L76 210V212H74V211H72V213H73V215H71V217H72V219H73V221H69V223L72 225V226H74L73 227V229H72V233H75V235L73 236L72 235V233L71 232H69L68 231V233H66L67 235H69L68 237H70V241H67L68 240V237H67V235L65 236V238H67L66 239V241H60L61 239L63 240V235H62V237L63 238H61L60 239V237H61V233L63 234V228H62V230H60L61 232H58V235H60V237H59V242H58V238L56 239L55 237L57 236V235H55V233H57V231H58V229H60L59 227L63 224V223H61V225H57V220H60V218L62 219L63 218V214H65V212H67L68 214H69V211L70 210H72V209H70ZM77 208V209H76ZM175 208V209H174ZM209 208V209H208ZM215 208H216V206H215ZM224 208V209H223ZM255 208H253L254 210L253 211H256L255 210ZM174 209V210H173ZM180 209V210H181ZM212 209H214V208H212ZM263 209V208H262ZM58 210H60V213H62V214H55ZM78 210V211H77ZM81 210V211H80ZM211 212H213V213H210V211ZM219 210L221 211V215H220V212H219ZM251 210V208L249 209V211ZM260 210H261V208H260ZM45 211V212H44ZM65 211V212H64ZM191 211V212H190ZM262 211V210H261ZM264 211V210H263ZM59 212V211H58ZM80 214H79V213ZM223 212V213H222ZM251 212V211H250ZM258 212V211H257ZM47 213V215L46 216H50V217H48V218H51V220L53 221V219L55 220V218H58V217H60L59 219H56V222H54V223H56V225H57V227L55 228V226H52L51 224H53L52 223V221L50 222L49 220H46L47 219V217H46V219H44L45 217V215L44 214H46ZM52 213H53V217H51L52 216ZM66 213V215L64 216V220L62 219V221H65L67 224H63V225H67L68 227H70V225L68 224V222H67V219L69 220V218H70V215H69V218H68V214ZM70 213H71V211H70ZM77 213V214H76ZM188 213H190V214H188ZM217 213V214H216ZM252 213V212H251ZM55 214V215H54ZM75 214H76V220L74 219V217H75ZM184 214V215H183ZM212 214H214V215H212ZM219 214V215H218ZM252 214H255V212H253ZM259 215H260V211H259V213H258ZM258 214H255V215H258ZM264 213L262 212V215H263ZM43 215V216H42ZM57 215V216H56ZM259 215H258V218L257 219H260L259 218ZM67 216V219H65V217ZM74 216V217H73ZM218 216H220V217H218ZM42 217H44V218H42ZM77 217H79V218H77ZM251 218V217H250ZM253 218V217H252ZM263 218V219H262ZM262 220H264V215L262 216ZM248 219V220H247ZM254 220H255V218H254ZM61 221V220H60ZM60 221H58V222H60ZM256 221V220H255ZM258 221V220H257ZM154 222H155V224H154ZM160 222V224H158ZM259 222H260V220H259ZM261 222H264V221H261ZM260 222V225H261V227H263V223H261ZM161 223H163L162 224V226H160L159 228H158V225H161ZM150 224H151V226H150ZM157 224V225H156ZM63 225H62V227H63ZM150 227H149V226ZM152 225H153V229H152ZM156 225V226H155ZM67 226H65V228H67ZM148 226V227H147ZM179 226L181 227V228H179ZM54 227V228H53ZM146 227H147V229L148 230H146ZM163 229H162V228ZM258 227V228H257ZM151 228V229H150ZM155 228V229H154ZM158 228V229H157ZM76 231H75V230ZM177 229V230H176ZM149 230H151V234L152 235H155V234H157V236L155 235V236H153V237H151L152 235L149 233L148 235H149V237H148V235H147V231H149ZM157 232V233H154L155 231ZM158 230L160 231V232H158ZM222 230H225V233L222 231ZM260 230V231H259ZM74 231V232H73ZM153 231V232H152ZM223 232L222 234L220 233V232ZM60 233V234H59ZM69 233H71V234H69ZM220 233V235H219V237L217 236L218 234ZM65 235V234H64ZM222 235V236H221ZM73 236V237H72ZM221 236V237H220ZM58 237V236H57ZM58 242H56L55 240ZM54 242H56L58 245L60 244L61 245V247L62 246H65L64 248L66 249V247L68 248V249H66V251H65V249L63 248V249H60V251L62 250V252H61V254L62 253H65V257L63 256V259H62V256L61 255H59V257H57V255H55V253H57V252H55L54 250H55V248L56 247H54ZM61 242H62V244H61ZM67 242H68V244L70 243L71 245H76L77 246V248H76V251H74L75 250V247L74 246H70V245H67ZM64 244V245H63ZM66 244V245H65ZM57 245V246H58ZM145 245L146 246H150L151 247V250H152V252L150 253V254H147L145 251H143L144 249V247H145ZM56 246V245H55ZM70 246V247H69ZM144 246V247H143ZM60 246H58V248H59ZM60 247V248H61ZM74 247V248H73ZM147 247V248H148ZM71 249V251L73 252H71V251H69ZM150 249V248H149ZM148 249V250H149ZM145 250H147L146 248H145ZM45 251V252H44ZM63 251H65V252H63ZM69 251V252H68ZM67 252H68V254L70 253V255L68 256V254H67ZM64 255V254H63ZM60 256H61V258H60ZM68 256V257H67ZM67 257V258H66Z\"/></svg>","mask_w":264,"mask_h":264}]
</instances>
